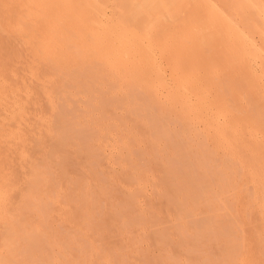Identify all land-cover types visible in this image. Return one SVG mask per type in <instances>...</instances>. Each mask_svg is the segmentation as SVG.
Segmentation results:
<instances>
[{"label": "bare ground", "instance_id": "bare-ground-1", "mask_svg": "<svg viewBox=\"0 0 264 264\" xmlns=\"http://www.w3.org/2000/svg\"><path fill=\"white\" fill-rule=\"evenodd\" d=\"M58 1L60 4H58ZM173 1L174 0H172V3H173ZM221 1H223V0H177V2L175 0V2L177 4L175 5L176 8H174V3L172 6H170V7L168 6L171 2V0H170V2H168L166 4L165 9L162 8L165 11L162 12L159 9L161 11L160 12V11H156L157 7L155 8V6H153V5H145L142 3H138L137 0H129L127 4L122 3V2L120 4H111L109 0H103L102 2H96V3H94L93 1H91L93 3H90L89 0H0V46L6 47V45L8 46L9 43H12L15 41L17 43V47H14L12 49L10 48V52L12 55H14L15 57L16 56L21 57L22 53H23L25 55L32 57L33 62L40 65V68H42V70H41L43 72L42 76L41 75L39 76V72L41 73V71L39 69H38L39 71H37L38 72L37 74L39 77H43L45 75L50 76V74L52 76L54 75L53 76L54 78L52 76H50V78L52 77L53 79H56V76L59 77V80H58V78L56 79V80H58V82L54 81L52 79L54 81V83L57 82L55 84H52L53 82L51 83L52 88L46 87L47 89L42 88V90L40 91L41 94L42 93L44 94V96L48 100V103H50V104L54 100H57V101H55L57 103V102H59L58 99L59 98L61 99V105H62V106H60L61 108L59 107L58 104L53 103V104H55L54 106L57 105V107H55V108L56 109L58 108L57 113H55L56 114L55 118H53L55 120L57 119V122L54 120V123H56V124H54L53 121H51V123H53L55 126L56 125L57 126L55 127V126H53V124L51 125V123H50V125H49L50 127L51 126L55 127V128H53L54 130L52 129V127L48 128V131H49V129H51L53 131L52 132L50 130L52 133L51 132L49 133L48 131L46 132V130H45L46 135H48V133L50 134L49 135L50 139L45 138L46 135H45L44 131H43L44 132L43 134L45 135V137H44V135L42 136L43 138H45L47 140V142L49 140V142L51 141L53 143V145H51V142L50 143L48 142L49 143L48 147L50 145L54 147V141H55V143L56 142L59 143V145H58V143L55 144V145H58L57 146L58 148L56 150H59V148L63 149L65 144L68 146V148H65L64 150L60 149V152L58 151L59 153H57L55 150H53L56 147H54V148L49 147L48 148V149H51L52 151H55V156H56V154L60 155L62 153L61 155L65 161H62L63 159L60 157L61 155L60 156L57 155L56 156L57 157L56 162L58 164L55 162L56 166H58L60 164L62 165V163L65 164L67 157H70V159L73 158L71 160H73L74 162L73 161L70 162L71 160L68 158L69 160H67V161H69V162L68 163L66 162V165L68 164V166H69V164H70L69 167L74 168L76 166L72 165V163L76 165L77 163L79 164L80 161H81V163H83V161H84L87 164L86 166L84 165V163L83 164L80 163V164L85 166V168L86 167L89 168V171H91V169H93V171H94L95 168H91V166L92 167H94V165L96 166V164H92L94 162V159H96V162L98 160L99 163L102 161V159L104 160L105 155H106L103 153V150L105 149L104 145H106L108 140H110L109 137L112 136V134H113L111 132L112 129H113V131L115 129L111 125L112 120L110 118L113 117V119H114V116H115V114L112 111V108L115 107L113 101H115L114 98L117 96L118 92L119 93L123 92L122 94L124 95V96H122L120 93V94H118V97H116V103H118V105L122 104L123 102L126 105L127 104L126 102L128 100L131 101L133 98H135L136 100L138 99L136 102L140 101L141 104H140L139 112H141V110H142V112H145L147 117L150 115V119H151V120H149V119L145 118V120L150 121V123L149 122L147 123L149 126V130L147 127V132L152 130L154 125H156L154 127L157 128L159 125H161L163 123L161 121V119H162L161 114L162 113L165 114V112L160 113V111L164 109L162 106L165 107L166 102H168V101H165V102L162 101L161 102L162 104L165 103L164 105H162L159 101L160 100L159 99V93L162 91V89L166 90L165 94L168 97L167 99L170 100V102H169L170 104H172V103H178L179 104L180 103L182 106H184L183 109L185 110V112L186 111L192 112L191 113L192 115L189 116L188 118L186 117L187 115L186 116L184 115L186 113L183 114L184 111L178 115L179 117L181 115V118L184 119V121H183L181 118L178 117V119L179 120L181 119V121H183L182 123L185 124V127L183 126L184 129L186 128L187 131H190L192 124H194L197 121H202L203 124H205V129L207 128L208 130H213V132H211V133H213V137H212V139L209 140V141H211V143H213V145L210 144V146L212 145V147L209 146L208 149L203 150L205 153L202 152L203 155H205L207 158H205V156L203 157V155L198 156L199 154H197L198 157L196 156V160L194 158L195 163L198 162V165H196L197 163L195 164V163H193V161H190V160H192V159H189L190 156H188L190 154V152L186 153L187 152L185 150L186 148L183 146L184 143L188 142V141L187 142L183 141L185 139L180 140L183 142V144H182V142L178 141L179 142L178 143L176 141L179 144V145L177 144L178 148L180 146L179 149H177V145H173V146H176V147H172V148H176L178 151V152L176 151L177 153L175 151H173V154H172L171 153L172 148H170L171 152L167 148L168 153L170 152L172 154L171 156H173L174 153H176L174 156L177 158L179 157V159H177V158L175 159V157L174 158L170 157V159H168V160L169 161L171 160V163L172 162L175 163V160L176 161L178 160V162H176V163H178V165L176 163L175 164L174 163H172V164L167 163L168 160H166V163L164 165L169 164L168 166H170V167L166 168L167 167V165H166L164 168V165L161 162V164L163 165L162 166L163 168H162L158 161H155L154 159H152V157L150 158L153 161L158 162L157 164H159V166H160L159 168H162V171L166 174V175L165 174L162 175L163 172H161V174L159 175L160 180H161V181L159 180L160 182L163 181L164 177H162V176H165L164 181L167 179L166 183H164V181H163V184H166V185L168 184V186H167L168 190L167 191L164 189V188H166V185H163L164 192L165 193L167 192V194H164V195H167V196H165L166 199L171 196L169 199H171L173 201V200H175V198L177 196H179V197L182 196L181 198L183 200L181 198L179 199L180 203H182V204L180 205V203L178 202L177 208H179V205L181 207L183 205V202L190 200V201H188V203L191 202L189 207L192 205L191 207L193 209L198 210V207L199 208L204 207V206H202L203 202H204V198H207V196L209 195V192L210 193H212L211 191L215 192L214 196L215 195L217 196V192H218V198L220 199L223 195L225 196L226 191L229 192V189L231 191V188H232L233 191H235L232 193V195L235 196L234 198L236 199V201L234 202L235 199H233V197H232L233 201L231 199V201H232V202H230L231 204L226 203L228 206L223 202L225 199L224 197H222V200L220 199L221 204H223L224 206L219 205L220 201L218 200V198L216 199L213 196L211 198L214 200L216 199L217 202L219 201L218 205L220 206V210L222 213L224 212V210L226 212V214L224 215L225 219L223 218L224 221L222 220L223 221L222 222L220 220V222H222V224H220L222 226L221 230H220V232L222 231L221 233L220 232L216 233V230L219 231L220 227H219V229H217V227L215 226L216 224L213 222L214 221L213 217L214 218L216 217L215 218L216 220L219 219L217 217H219L218 215L220 213V210L218 209V211H217V209H216V212H218V214L216 212L215 213L213 212L212 218H210L211 216L208 214V212L214 211V210H212L215 208L214 206H213L214 208L212 207L211 210L207 211V213H206L207 215H205V216H203L200 212V215L205 217L204 221L206 222V225H205L206 227L208 226L207 221L211 222L210 223L211 225H212V223H214L213 224L214 226H212V227H215V229H212L210 224H209V227L212 230H214V232L212 230H210L211 232H213L211 234V237H212V235L214 236V233H215V235H217L216 239H218V236H219L218 233L222 234L219 236V237H221L222 240L218 239V241L221 240L222 242L219 241V243H216V244H215V242L214 243L211 242V243L215 244L213 247H216V245H218L220 243L223 244V248H221L222 244H221V246H219L220 247L219 249L221 250V252L219 254H218V252L220 250L218 251V249L216 248L218 252L216 253V251H215V253L220 255V256H217V258L219 260L217 259V261H216L217 263H214V264H261L262 262H263L262 264H264V260L260 262V257H259V256H262L261 259L264 257V255H263L264 249L263 250L259 249L260 247H262L264 245V241H263L264 240L263 239V237H264V233H263V231H264V192H263V190H264L263 189V187H264V162H263L264 161V0H232L230 2L229 6H227L228 4L226 3L225 0H224V2L227 5L223 4L224 2L222 3ZM228 1H230V0H228ZM217 2L219 3V5L221 4L223 7L219 8L217 5ZM163 4L161 5L162 7H163ZM172 7H173V9H177V11H174L172 9L173 12H172V10H171V12H169L170 11L169 9H171ZM109 10H110V13H108ZM174 12L177 13L176 18H175V16L173 17V15H175ZM168 13H170V14H168ZM171 13H173V15ZM29 15H32V17L26 18ZM166 15H168V16L170 15L174 19L173 20H167V18L164 19ZM66 16H68V18ZM185 16H187V17H185ZM235 18H238L240 22L238 20L236 22ZM170 19H172V18H170ZM252 33H258V35H260V37H261L260 47L258 46L259 48L253 47L254 44H252V42L249 38L250 35H252ZM5 49H8V48H5ZM0 52H2V51H0ZM215 52H217V53L219 52V54L222 57H224L222 62L215 60L216 55L217 56L219 55V54H216ZM165 53L169 55V57H170L169 60L171 61V64L173 67V74L172 75L174 77L173 78L174 81H172V84L167 83V81H166L167 79L165 80V76L163 75L164 70L161 68L162 64L160 65V63H159L160 61L158 62V60H159L158 57L162 54H165ZM0 56H1L0 58L2 59V55H0ZM9 56L11 57V55H9ZM183 56H187L188 58L186 57V59L190 60L191 63L189 62L190 65L189 66L187 65L188 66L187 76L180 77V75H179L180 74L179 70H180V65H181L180 61H182L181 58ZM10 57H8V58H10ZM5 58H6V56H5ZM1 59H0V61H1ZM258 59L260 60L258 63L259 64L262 63L263 65H262L261 74L257 73L258 75H260L259 78L257 79V77H255L256 75L254 74L255 69L253 72V66H254L253 64ZM12 60L14 61V59H12ZM12 60L10 59V61H12ZM7 62H9V60ZM20 62H21V60L19 61V63ZM2 63H3V64H1L2 66H4L6 64L4 62V60ZM17 64H18V62H17ZM8 66H9V64H8ZM199 67L203 68L202 70L204 73L203 74L204 79L203 78H201V79L205 80L204 81L205 84L200 83V85H197L195 87L194 84L192 85V83L195 80V71ZM3 68H5L4 72L7 73V71H8L6 69L7 66L3 67ZM218 68H223L222 74L220 73L221 74L220 76L217 75ZM33 70H34V68H33ZM2 71H3V69L0 67V212H2L1 211L2 210V208H1L2 204L4 203L5 199L7 197H9L10 190L11 189L13 190L12 187L14 185L13 181H11V179H10V177H12V174L10 175V177H7L6 175H2L5 172V171L3 172V170L6 169V172L8 173L7 165L9 163V160H12L13 158L14 159L17 158L20 161L23 157H25L24 156L25 150H23V148H22L24 146V144H22L23 146H21V149H20V147L18 149L17 146H20V144H18V142L20 139L23 138L22 137L23 130L20 128V125H21L20 120H22L21 117H22V112H23L22 108H21V103L25 100L23 98L24 94L27 93L25 91L26 87H23V85L25 86V84H23V85L21 84L23 82L20 83V82L16 81L17 83L15 82L13 84L12 82H10V83H12V84H10L6 80H4V78L2 79V75L4 74ZM33 72L31 71V73H33ZM27 73H28V71H27ZM32 75H33V77H35L33 79H37V77L34 74H32ZM18 79H19V77H18ZM22 79H24V77ZM40 80H41V78H40ZM42 80H44V77L42 78ZM47 80H49V79H47ZM71 80H73L75 82L72 81L73 82L72 83V82H70ZM67 83L69 84L68 86H67ZM36 84H38V83H36ZM43 84H42V86L45 87ZM45 84L47 86V83H45ZM76 84H77V86H75ZM70 85H71V88H73L74 90H76V88H77V90L74 92H77L80 90L79 92H77V93H79L78 95H81L80 92L85 94V91L87 92L88 90L90 91L91 89H92L91 91H93V92L96 91L95 94L97 92H99L98 93L99 95L96 94V97H99V96L100 97H99V99L96 98V100H95V102H99L101 100L100 101L101 103L99 102L100 104L97 103L100 105V106L98 105V107H101V105L103 104V106H105L104 108H106V106L113 104V106H111L112 107L111 109H109V107H108L106 110L109 109L114 114V116H112L113 115L112 113L110 114L109 110L106 113V110L103 108V112L105 114H107V115H105V117L107 116L106 123H108V122L109 123L111 122V123L110 124L105 123V126H104L105 117L102 116L103 112H100V114L102 113V115H99V113H98L99 118H97L96 120H95V118H92V121L91 120L87 121L89 119V117L86 120L87 116L85 117V115H84V117H81L83 113L81 114V112H80L79 114H81V115H79L77 113L78 111H75L77 109V106H76V108L74 106L75 109L73 108V110L71 111L70 109H72V108H70L71 107L70 104L67 105L68 103H66L68 100H69L68 101L69 103L74 101V100L70 101L73 98L68 97V96L72 95L71 93H70L71 95L68 93L69 90L71 91V88H69V90H68V87ZM73 85H74V87H72ZM34 86H35V84H34ZM65 86H66L67 91H65ZM79 86L81 88H84L83 92ZM193 86L195 87V89ZM37 88H39V87H37ZM85 89H88V90H85ZM36 90L37 89H35V92H37ZM88 92H87V94H88ZM115 92L117 93L116 96H115ZM192 92H193V95L191 97L190 93H192ZM66 93L68 95L67 97L65 95ZM90 94L91 93L88 94L89 97H90ZM119 95H121V97H122L121 99H124V100H122V103H121V100L117 101L118 99H120ZM26 96H28V95H26ZM58 96H60L58 99H54V98H57ZM129 96H130V98L128 100L125 99V98H128ZM131 97H132V99H131ZM164 97H166V96H164ZM22 98L24 100H22ZM91 98H92V96H91ZM82 99H84V98H82ZM94 99H95V96H94ZM135 99H133V100L135 101ZM167 99L165 98V100H167ZM89 100H90V98H89ZM125 100H127V101H125ZM88 101L85 104V108L87 107L88 103L92 104V101H90V102H88ZM48 103H47L48 107L51 105L53 106V104L48 105ZM43 104H45V103L43 102ZM90 104L88 105L89 107H90ZM123 104L121 106H124ZM45 105H44V109L47 108V107H45ZM66 105H67V108H69V109L66 108ZM68 106H70V107H68ZM94 106H97L96 103L91 105V107H93V109L90 107L92 109V110L90 109L92 112H93L94 108L95 109L97 108ZM23 107L25 108V105H23ZM72 107H73V105H72ZM89 107H87V108H89ZM85 108H83V111ZM26 109L27 108H25V110ZM121 109H123V108H121ZM132 109L135 110L136 108H132ZM154 109H155V111H154ZM88 110H86L85 112H89ZM50 111H51V113H53L52 110H50ZM95 111H97V109ZM130 111H131V108H130ZM25 112H27V110ZM85 112H84V114H85ZM98 112H99V109H98ZM139 112H136V113H139ZM155 112L157 114L156 118H155V114H154ZM41 113H43V112L41 111ZM45 113H44V115H45ZM51 113L49 112V109H48V113H47L48 118H49V114L51 115L50 117H52L53 114H51ZM90 113H86V114L90 115ZM159 113H160V115H159ZM92 114H94V113H92ZM176 114H178V113L176 112ZM44 115H41V116H44ZM109 115L111 116L109 118V120H111V121H108ZM100 116H101V119H104V120L101 121ZM137 116L141 117L140 115H137ZM159 116H161V119L159 118ZM45 117H46V115H45ZM47 117H46V119H47ZM126 117H128V116H126ZM139 117H137V118L139 119ZM158 118H159V120H158ZM37 119H38V117H37ZM40 119L41 118H39V120ZM116 119H119V118H116ZM131 119H133V118H131ZM85 120H86V122H91V123L94 122V120L98 121V122L101 121V122L99 124H98V122H95L93 124L90 123L91 125L95 124L94 126L97 125L96 130H95V127L93 126V129H94V131H93V130H91L92 127L87 126V125H89L88 123L84 124ZM139 120L141 121L142 119H139ZM42 121H44V120H42ZM133 121H135V123H136V119ZM131 122H132V120H131ZM142 122H143V120H142ZM23 123H27V122H23ZM122 123L124 124V123H126V121L122 122ZM122 123L120 121L119 125L120 124L122 125ZM159 123H161V124H159ZM44 124H45V122H44ZM46 124H48V123H46ZM140 124H143V123H138V125H140ZM184 124H182V125H184ZM39 125H41V123ZM107 125H109L111 127H108ZM126 125H122V126L125 128ZM144 125L145 124L142 125V128L144 130H140L142 132L143 131L146 132L145 128L147 125L145 126V128H144ZM150 125H151V127H150ZM44 126H46V125H44ZM49 126H47V127H49ZM106 126H107V129L111 130V131H107V129L105 128ZM116 126L117 125H114V127H116ZM120 126H117L118 129L120 128ZM122 126H121V128H123ZM38 127L39 126H37V128ZM58 127H59V130H61V131L57 130ZM136 127L138 128L139 126H136ZM121 128H120V130H121ZM150 128H152V129H150ZM159 128H160V132H162V133H157V131L155 130L156 132H155L154 138H160L161 135L156 137L157 134H165V133L168 134L167 132L163 133L164 129L162 128V126H159L157 128V130ZM24 129H26V128L24 127ZM118 129H115V130L117 131ZM21 130H22V132H21ZM27 130L28 129H26V131ZM40 130L42 131L41 128H40ZM43 130H44V128H43ZM171 130H173V129H171ZM31 131L33 132V130H30V132ZM56 131H58V132H56ZM66 131L68 132V134L66 133ZM116 131H115V133H117ZM140 131H138V132H140ZM182 131L184 132V130H182ZM258 131H259L260 135L262 134L260 136L261 139H259V140L256 137V133ZM92 132L94 134L93 137L91 136ZM109 132H111L112 134ZM192 132H193V130H192ZM56 133H58L59 136ZM71 133L75 134L76 137L74 136V138H76V142H74L75 139L73 137H71L73 135ZM120 133L121 132H119V134ZM149 133H151V131ZM153 133H154V131H153ZM172 133H174V131H172ZM32 134H31V136H32ZM37 134H40V132ZM53 134L57 135L58 137L53 136ZM65 134H67L66 136H68L70 134V137L68 136L66 138ZM126 134H128V132ZM175 134H176V132H175ZM149 135H151V134H149ZM60 136H61V138H60ZM133 136L135 137L136 135H133ZM170 136H171V133H170ZM189 136L191 137L192 135L190 134ZM208 136H210V135H208ZM82 137H84L85 139L83 140ZM89 137H92V138H90L91 140L89 139ZM122 137H124V136H122ZM127 137H125V138H127ZM138 137L140 138V136H138ZM163 137H164V135H163ZM163 137H161L160 139H163ZM177 137H178V135L176 136V139H178ZM39 138L36 137L37 140H34L33 138L30 139V137L28 136V140L30 139V142H31V140H34V143L36 144V146H35V144L33 142H31V144L33 143V145L31 147L34 146L35 149L36 148L38 149L40 147L39 149H40V151L42 150L41 151L42 153H40V152L39 153L42 155L44 153V156H42L43 159L45 158V155H46L47 158H45L44 160H45V162H47L46 161V159H47V160H49V162H47L45 164L52 165L53 163H51V160L55 159V156L53 157L54 152L52 154V151H49V154H45V152L48 153V151H46L47 150L46 149L44 152V150H43L44 147H43V149H41L42 146H44L41 144L43 142V139L42 140L40 139L42 142L40 141V144H39ZM58 138H60V139L58 141H56ZM71 138H73V139H71ZM79 138L81 139V143H80ZM130 138L132 139V137H130ZM130 138H128V139H130ZM154 138H152V139H154ZM209 138H211V137H209ZM26 139H27V137H26ZM69 139H71V140H69ZM140 139H143V138H140ZM146 139H148L147 136H146ZM179 139H182L181 135H180ZM191 139H189L190 144H191ZM63 140H66L65 143H63ZM77 140L80 143V146H78L79 144L77 143ZM148 140H149L148 143L152 144L151 147L153 146V143L156 142V140H152V141H150V139H148ZM171 140H174V139H171ZM59 141H61V144ZM123 141H124V138H123ZM166 141H168V140H166ZM69 142L71 144L72 143L73 144L71 145ZM150 142H152V143H150ZM170 142H172L171 144L170 143L168 144L170 146L173 143L176 144L175 141L174 142L170 141ZM21 143H22V140H21ZM62 143L64 145H62ZM74 143H75V145H74ZM180 143L182 145H180ZM132 144H136V143L134 142ZM137 144H138V142H137ZM157 144L158 143H156V146H157ZM165 144H167V143L165 142ZM196 144L198 145L199 143H196ZM66 145H65V147H67ZM73 145H74V147H72ZM128 145L130 146V144H128ZM154 145H155V143H154ZM37 146H39V147H37ZM131 146H135V145H131ZM186 146H189V144ZM25 147H26V141H25ZM25 147H24V149H25ZM27 147L30 148L29 146H27ZM181 147H184V150ZM191 147H193V146L190 145V147H188V148H191ZM194 147H196V146H194ZM205 147L206 146H203V149ZM15 148L18 150H16ZM74 148H75V150H74ZM134 148H136V147H134ZM149 148L150 147L148 146V149ZM32 149H34V148H32ZM32 149H31V151H32ZM126 149L128 150V148H126ZM152 149H154V148H152ZM152 149H149L150 155L152 154V151H153ZM245 149H247V151H248L247 154H244V152L246 151ZM129 150H130V148H129ZM156 150L157 151L154 150V153H153L154 155H156V153H158L160 148L157 147ZM27 151H30V150L28 149V150H26V152ZM61 151H63V152H61ZM69 151H70V153L74 152L73 155L76 156L77 161L74 160L75 157L73 155L71 156L68 153ZM130 151H132V150H130ZM135 151H136V149H135ZM135 151H134V155L136 154ZM137 151L139 152L141 150L137 149ZM37 153H38V150L36 151V154ZM66 153H68V154L66 155ZM128 153L130 154L131 152H128ZM141 153H142V151H141ZM145 153H147V152H145ZM153 154L151 156H153ZM177 154H180V156H176ZM195 154L196 153H194V155ZM47 155L48 156L50 155L54 159L50 158V156H49V158L51 159L50 160ZM68 155H70V156H68ZM145 155L148 156L147 154H145ZM160 155H161V150H160ZM39 157L40 156L38 154L37 158H39ZM142 157H144V156H141L140 159ZM153 157H155V156H153ZM35 158H36V156H35ZM145 158H142V159H145ZM155 158H158V156ZM39 159L41 160V158H39ZM131 159L132 158H130L129 161ZM136 159L135 160L137 161V163L136 162L135 163L137 164L138 169H141V167L139 168L138 164L144 163L143 162L144 160L142 161V159H141V162H140V161H138V158H136ZM148 159H146V160H148ZM150 159H149V161H150ZM159 159H161V158L159 157L158 160ZM91 160H93V161H91ZM180 160H182V161H180ZM19 161L17 160L18 163H19ZM35 161H37V160L35 159ZM54 161H52V162H54ZM162 161L164 162L165 159ZM189 161L191 164L193 163L192 164L194 167L193 170H192L191 164H189L190 166L188 168ZM12 162H13V160H12ZM90 162H91V166H90ZM96 162H94V163H96ZM98 162H97V165L99 164ZM183 162H184V164H183ZM29 163L32 164V161ZM37 163H38V161H37ZM37 163H34V164L39 165ZM132 163H134L133 160H132ZM132 163L129 164L130 166L127 164V162H126L127 165H124V166H128L127 170H128V168H130L129 171L126 172L127 176L124 173V175L126 176L125 179L129 177L128 176V175H130L129 173L132 172L131 176H133V171H135L134 173L136 174V170H138V169L134 170L137 167L136 166L133 167ZM179 163L181 164L182 167L179 165ZM30 164H27V167L29 166L30 169L26 170V171L29 172L31 170H34L33 172L35 174L30 173V177H29L28 172H27L28 173L27 175L24 174L28 177V179H25L26 176L22 175V176H24V179L27 181L24 182L25 180L23 179L24 181H22V183H24V184H22V185L20 184V185H21V187L22 186H24V187L21 188L19 186L22 190V192L19 194L20 196L18 195L20 197V199H19L20 203L18 202L20 205L18 204L19 208H15V209L16 210L19 209L18 211H20V213L18 211H16L15 209H14V212L16 211L15 213L14 212L11 213L12 211H9L11 215L12 214H14V215L20 214V216H16V217L14 216V219L12 221L10 219L13 217L7 212L8 213L7 217H5L4 221H2L3 223H5V225H4V227L1 226L2 229L0 228L1 229L0 233H1V231L3 232V233H1L3 235H2V238H0V242H1V245H6V246H4L5 247L4 254H7V255H4V254H3L4 256L2 255L1 250L3 248L1 247V249H0V253H1L0 254V264H24L25 263L23 260L26 259L27 257H25V256L18 257L17 255L19 253H21V252H19L20 250L18 248H21V247L16 246V245H18V243L16 241L17 240L16 236H17L18 232L21 231L19 229H22L23 226H25V225L29 229L27 230L24 227L22 229L23 230L22 232L27 231L26 233L30 234V236L27 239L26 238L28 236V234H27L26 237L22 238L23 235H21V232H20V235L22 236L21 237L22 242H19V243L21 244L23 242H27L25 240H28V242H29V240H30L29 243L32 246H30L29 243L28 244L24 243L23 245H20V246L24 247V246L28 245V246H26L27 248H29V246H30V248L34 246L32 248V250H33L35 248V245H37L35 249H38V251H39V249H43V252H42V250L39 251V253L42 252L40 254V255L43 254L42 256H39V253L36 254L37 252L35 253V251H37V250H34V251L31 250L30 251V249H29V252H31L32 257H33L32 259L34 260L31 262V264H38L37 262H35L38 259L37 256H39V259H38L39 261L37 260L39 263H41V264L47 263L48 260H46V262L42 263L47 258V259H49V262H50V263L49 262L48 263L52 264L51 263V261H52L51 257L52 256L49 257L50 252L48 250L51 247V245L48 244L49 248L45 249V250H47L46 253H45V250L43 247L39 248V245L41 244V246H43V244H44V246H45V244L51 242L50 240H52V242H53V239L54 240H55V238H56V240L59 239L57 236H60L63 232V231L61 232L58 230L59 231L58 235L55 236V233L57 232L56 231L54 233V237H51V236H53L52 231L54 230V228L50 229V231H49V228L46 229L47 227H44V229L47 230L48 234L50 232V235H48L50 237L47 238V236L45 237L47 232L45 233V230L43 229V225L42 226L40 225L41 227L39 226L41 228L40 230H42V231H40L38 224H37L40 222H41L40 224H44L43 222H45V221L42 222L39 220L40 222H36L38 220H36L35 218H29V215H30L29 213H31L32 210H33L32 213L43 212V213H41L43 216L47 213L45 217H47V215H49L50 211L53 210V209H49L50 206H48V203H46L45 206H42L45 204V203L43 204L42 202H44V200H46L48 198H46V199L44 198V200L39 199L40 197L42 198L43 195L41 196V193H40V197H39V194H38L39 190L42 191L41 182L42 181L43 182L49 181V179H47V180L43 179L42 180V178H45V176L42 177L41 174L44 175L43 174L44 172H46V174H48L50 172L48 170H50V169L48 167H45V165H44L43 167H45L46 169L48 168V170L43 171V173H42V172H40V171H42V169L41 170L39 169V171H38L39 174H38L35 170H37V168H39L40 166L39 167L37 166L36 169H34V168L32 169L34 164H32V167L30 166ZM20 165H22V163ZM66 165H65V167H66ZM146 165H147V163H145L144 167L141 165L143 167L141 171H143L144 168L146 169V167H145ZM173 165L174 166L177 165L176 169H177V167H179V169H182L183 171H185V169H187L185 171L186 173L183 171L177 172V173L183 174V175L181 174L182 176L179 175V177H178V174L176 173V170H174L175 167ZM183 166L184 167L187 166V167L184 169ZM34 167H36V166H34ZM65 167H64V165L62 167H56L55 170H58L60 168V169H62V171H65V170H63V169H65ZM132 167H133V170H131ZM148 167H149V164H148L147 168ZM173 167H174V169H173ZM196 167L198 168V170H196L197 169ZM18 168H20V167H18ZM80 168H82V166ZM206 168L209 170H207ZM15 169H17V168H15ZM15 169H14V171H15ZM51 170H52V168H51ZM55 170H54V172H55ZM74 170H76V168ZM74 170H72V171H74ZM77 170H78V168H77ZM127 170H125V171H127ZM70 171H71V169H70ZM81 171L82 170L80 169V171H78V173L76 172V174L78 175ZM95 171H94V174L96 173V175H97V172H99V171L98 170H97V172H95ZM141 171L140 170L137 171V174L135 175V177L139 178V180H142V178L140 179V177L138 176V173ZM60 172H61V170H60ZM60 172H58V174ZM84 172H82V173H84ZM7 173H5V174H7ZM15 173L18 174L16 171H15ZM89 173L90 172H88V169H87V174L89 175ZM144 173L142 172L141 174L140 173L139 174L142 176L143 175L145 176L146 174H144ZM159 173H160V171H159ZM53 174H51V176ZM60 174H59V178L61 176V178H62L61 181L63 180V178L64 179L66 178V180H67V177L69 175L68 173H67V175H65L63 172L65 177H64V175H60ZM80 174L78 177H74L75 180L70 176L71 179L68 178V183H66V182H64V183L69 185L70 182L73 183L76 181V179L80 180V178H81ZM184 174H186V175L184 176ZM19 175H18V177H20ZM47 176L48 175H46V177ZM90 176L89 177L92 180L91 179H88V180L90 182H93L95 175L90 174ZM92 176H94V177H92ZM98 176H99V173H98ZM161 177H162V179H161ZM96 178L97 177H95L94 182H95V180H97ZM132 178L131 179L129 178L130 180L128 179L129 181L132 180L131 183L136 181L135 178L134 179H132ZM145 178H146V176H145ZM175 178H177L176 181H175ZM181 178H183V180H181ZM12 179L14 180L13 177H12ZM15 179H16V177H15ZM21 179H20V181H21ZM52 179H53V176H52ZM52 179H50V180H52ZM72 179H73V182H72ZM128 180H126V181L128 182ZM143 180H144V178H143ZM178 180H180V181H178ZM126 181H125V183H126ZM144 181H146V180H144ZM182 181H183V183H182ZM184 181H186L187 185H189V186L183 185V184H185ZM47 182H44L43 184L46 183V185H47L50 183V182L49 183H47ZM52 182H53V180H52ZM80 182H81V180H80ZM80 182L78 181L77 183H79V185H82L81 183H83V182H81V183ZM140 182H142V181H140ZM84 183H86V182H84ZM138 183L136 182V184L138 185V186L136 185L137 187H139ZM66 184H64V186ZM73 184L75 185V183H73ZM86 184H83V185L87 186ZM97 184L98 183H96V185ZM104 184H105V182H104ZM128 184H129V182L127 183V185ZM160 184H162V183H160ZM49 185H51V183ZM55 185H56V182H55ZM98 185L100 186L101 184H98ZM134 185H135V183H134ZM43 186H45V185H43ZM89 186H91V185H89ZM103 186L104 185H101L100 187L102 188ZM128 186H130V189H132V190H133V187H135V186H133V184H129ZM180 186H182V187L185 186V188H181ZM213 186H216L215 189H218V190H216V191H214L215 189L212 190V188H214ZM244 186H245V188H244ZM19 187H18V189H20ZM100 187H97V190L101 189ZM90 188H94V187L93 186L88 187V191L86 188L87 192L86 191L85 192L86 193L90 192ZM104 188H106V186H104ZM170 188L172 189V191H169ZM18 189H17V191H18ZM56 189H61V188H56ZM64 189H65V187H64ZM179 189H180V192L182 190L186 191L187 195L186 194L184 195V193H185L184 191H182L183 192V195H182V193L179 192ZM209 189L211 191H209ZM46 190L47 191L44 190L45 192L43 191V194H45L46 197L49 196L50 198H53L54 196L53 195H52L53 197L51 196L50 191L52 192V194H55V192L53 193V190L52 189L49 190L48 187ZM48 190H49V193H48L49 195L47 196ZM62 190H60L61 193H62ZM97 190H96V188L91 189L92 192H95ZM106 190L109 191V193H110V189L108 190V188H107ZM132 190L130 191L128 188L127 191L132 192ZM134 190H135V188H134ZM134 190H133L132 194L130 192H128L130 196H133L132 200H131L132 203L135 201L134 200V197L136 194L135 191L136 192L138 191L136 196L137 195L139 196V190H137V189L135 191ZM100 191L102 193L104 191L103 188L101 190H98V192H100ZM56 192H57V190H56ZM58 192L56 193V195L58 194ZM65 192L66 191H64L63 193H65ZM168 192H171V193L173 192V193L171 195V193H168ZM86 193L83 192V194H86ZM101 193H99V194H101ZM179 193H180V195H177ZM220 193H222L223 195H221ZM111 194H110V196H111ZM60 195H62V194H60ZM90 195H91V192H90ZM90 195H89V198L91 199L92 197H90ZM93 195H95L94 197L99 196L98 193L97 194L92 193V196ZM175 195H176V197H173ZM85 196H87V194ZM104 196L102 195V197H104ZM187 196L191 199H188ZM210 196L211 195H209V197ZM27 197H31V198H27ZM63 197H64V194H63ZM106 197H105L104 201L105 200L108 201V199H106ZM126 197H128V196H126ZM64 198L68 199L69 197L68 198L64 197ZM93 198L91 199V201L95 204L97 201L94 202ZM100 198H101V196H100ZM111 198H112V196H111ZM111 198H109V199H111ZM185 198H187V199H185ZM37 199H38V201H37ZM90 199H87V200L90 201ZM94 199L98 200L97 198H94ZM113 199L114 198H112V201H113ZM209 199L207 198V201L205 199L206 203L204 202V205L206 204V206H207L208 202L214 203L213 201H209ZM228 199H230V198H228ZM8 200H10V199H8ZM8 200L6 202H8ZM35 200H36V202H40L42 200L41 203H38V204H40V206H38L37 203H36L37 205L35 204ZM77 200L79 201V200H81V198L77 199ZM77 200H74V202H76ZM136 200H137V198H136ZM177 200H178V197L176 199V202H177ZM181 200H182V202H181ZM84 201H86V199ZM91 201H90V203L88 202V204H91ZM115 201L113 202L114 203L113 209L115 208L116 203L119 204L118 202H115ZM123 201H125V199ZM127 201H129V199ZM192 201H193V204H192ZM201 201H203L202 204H200ZM237 201L240 202L238 204V207L240 206L239 211L243 215L247 213V212H244V210L245 211L247 210L248 212L250 211V213L249 214L247 213L248 215L247 214L246 215H247V217L250 215L248 218L251 217V220L254 222L253 223L254 227L251 230L249 229L253 226L251 224V220H250V222H248V224H251L250 225L251 227L248 224H247V226L244 224L241 225L242 224L241 223L242 218L240 215L241 213L238 212V207H237V209H236V207H231V208H234L235 211H234V209H230V206H234L233 202L235 203V206L237 205L236 204ZM77 202H76V204H77L76 207L80 206V204H81V206L83 205L86 208L87 201L82 202V203L79 202L80 204ZM108 202H106L105 205ZM176 202L173 201V203H172L173 206L177 205ZM217 202H215L214 205H216ZM83 203H85V204H83ZM126 203H125V205H126ZM170 203H171V201H168V204H170ZM6 204L9 205V203H6ZM109 204H110V202H109ZM109 204L106 205V206H108V208L105 209L106 211L108 209L112 210V207ZM172 204H171V206H172ZM194 204L195 205L199 204V206L197 205V207H196ZM33 205L37 206V207L35 206L37 209L35 212L33 209ZM185 205H187V204H185ZM212 205L213 204H211V206ZM94 206L97 208L96 204ZM20 207H22V208H20ZM39 207H42L43 210L40 209ZM44 207H45V210H44ZM84 207L83 208L78 207L77 209L80 208L82 211L84 209ZM90 207L93 210V212L94 211L97 212L96 210H94V208H92L93 206L90 205ZM184 207L185 206L183 205L182 208L184 209ZM216 207H218V206L216 205ZM38 208H39V210H38ZM104 208H105V206H104ZM120 208H123V207H120ZM182 208H181V210H182ZM192 208H190V210H191L190 212L188 211L190 213V215L193 213L194 214L197 213V210L196 211L194 210L195 212H193ZM6 209H4V210L7 211ZM8 209H11V208H8ZM21 209L23 210L24 213L26 212V215L29 214L26 217V219L27 220L29 219V222L30 221L33 222V220L35 219V223H32V224L29 223L31 225L28 226L29 225L28 221L26 223V219L24 218L25 215H24V213L22 214ZM77 209H75V207H74L75 211H79ZM88 209H89V205L87 206V210ZM119 209H117V210H119ZM169 209H170V207H169ZM172 209H175V208H171L170 210L173 211ZM185 209H188V207L186 206ZM222 209H223V211H222ZM87 210L85 209L83 212H85ZM115 210L113 211V214H115V215L111 214L112 211H108L107 213L111 212L109 214H111L112 217L116 216L117 214H118V216H120L122 211L120 210L121 213H120V211H118V213L116 214ZM127 210H131V209L128 208ZM175 210L173 212L178 211V209L176 211ZM179 210H180V208H179ZM230 210L234 211V212H231ZM89 211H91V210L89 209ZM185 211L187 212V210H185ZM202 211H205V210H202ZM27 212H29V213H27ZM44 212H45V214H44ZM83 212H82V215H81V212L80 213L78 212L80 215L77 213L79 216V217L77 216V218H76L77 222L78 221L83 222L84 219L86 220L87 218H89V216L86 218L85 214L83 215ZM88 212H85L86 216L87 215H92V216L95 215L92 212H91L92 214H90ZM128 212L129 211H127V213ZM130 212H132V210ZM180 212L182 213V212H184V210L178 211L175 214L180 215L181 214ZM186 212L182 213L180 215V217L177 215L179 219L183 220V222H184V219H182V217L185 218L184 216H186V214H187V216L189 215V213H186ZM198 213H199V211H198ZM1 214H3V213H1ZM36 214L38 215V213H36ZM203 214H205V212H203ZM4 215L5 214H3V216ZM42 215H39L38 218L41 219L43 217ZM127 215L129 217L131 216V218H132L133 214L132 215L127 214ZM182 215H184V216H182ZM10 216H11V218H10ZM118 216H116L117 219L120 218V220H121V218H122V220H123V217H124L123 214H121L122 217H118ZM125 216H126V214H125ZM128 216H126L127 219H128ZM133 216L135 217V215H133ZM177 216H175V217L177 218ZM17 217H19V219ZM31 217H34L33 214ZM35 217H37V216H35ZM82 217H84V218L82 219ZM112 217H110V218L112 219ZM154 217H156V216H154ZM193 217H195V216H193ZM206 217L207 218L209 217L210 220H207ZM242 217H243V220H245L244 216H242ZM22 218H24V219H22ZM93 218H94V216H93ZM137 218H139V216ZM0 219H1V215H0ZM30 219H32V220H30ZM43 219H44V217H43ZM47 219H49V218H47ZM79 219H81V220H79ZM117 219L114 218L115 223H116ZM157 219H156V221H157L156 223L158 224L159 219L158 220ZM190 219H192V217ZM190 219H188V220H190ZM212 219H213V221H211ZM240 219H241V221H240ZM1 220H3V219H1ZM1 220H0V222H1ZM16 220H17V222H16ZM44 220H46V218ZM88 220L90 221L91 218ZM120 220L118 219L117 221H120ZM132 220L134 221V219H132ZM138 220H140V219H138ZM196 220H199V219H196ZM18 221L20 222V224H24V223L25 224L21 226L20 224H18L19 223ZM22 221H24V222H22ZM111 221L114 222L113 220H111ZM126 221L127 222H125V223L129 224L128 221H130V220H126ZM133 221H132V223H134ZM200 221L203 222V220H199V222ZM245 221H247V220H245ZM248 221H249V219H248ZM14 222L17 223L15 225L19 228L18 229L19 231L17 230L16 226H15L16 229L14 228V225H13ZM80 222H78L79 225H82V224L87 225L88 224L87 220L85 223L80 224ZM202 222H200V225L203 226V228L200 227V229L202 228L203 231H205L204 230L205 222H203V223ZM3 223H2V225H3ZM70 223H69V225H70ZM90 223L92 225V222H90ZM90 223L87 226L91 227ZM115 223H113V224H115ZM185 223L189 224V225H187L188 230H189V226L192 225L194 222H192V224H190L189 221H187ZM185 223H184V225H185ZM217 223H219V222L217 221ZM72 224L77 225V223H73V222H72ZM176 224H177V222L175 223V225ZM197 224L199 225L198 222L194 223L195 226H197ZM49 225L51 226V224H49ZM49 225H47V226H49ZM117 225H119V224L117 223L115 228L117 227ZM123 225L124 224H122V227H123ZM184 225L180 226V227L183 228ZM19 226H21V228ZM44 226H46V225H44ZM70 226L72 227V225H70ZM77 226H73V230H72L73 232H70V234L72 233L71 235H67L69 233L67 231L68 228H67V230H65V231H67V234L65 231H64L65 233L63 232V235L66 234L67 236H72L71 240H70V238H68L69 239L68 240L66 237H65L66 239H63V237H62V239H60V240L61 241L65 240L66 242H64V243H67L68 241L70 243L73 240V238L75 237V238H77V242L79 243V245L81 244L83 246V245L87 244V247L89 248L92 245L91 241L93 239L91 241L89 239L88 241H86V244H84L83 243L84 241L81 238V236H82L81 233H80L81 236L78 235L80 232L79 229L81 227L80 226L77 227ZM129 226H130V224H129ZM187 226L185 225V227L183 229L184 231H186L185 228L187 229ZM90 227H86V228L88 229ZM178 227H179L178 225L175 226V228H178ZM192 227H194V226H192ZM192 227H190V229L193 232ZM209 227H207V229H208L207 234L211 233V232H209V229H210ZM86 228L84 229L85 231L87 230ZM169 228L173 229L174 227L170 226ZM194 228L197 229L199 227L197 226ZM59 229L61 230V228H59ZM62 229L64 230V228H62ZM117 229H118V227H117ZM120 229L121 228H119V230H118L119 232H120ZM126 229H128V228H126ZM202 229L201 230L198 229V230L202 231ZM82 230H83V225H82ZM158 230H160V231H156V232H161V229H158ZM167 230H168V227H167ZM16 231H17V234H15ZM90 231H92V229ZM162 231H163V229H162ZM175 231H177V230L175 229ZM178 231H179L178 233H184V231L181 232L182 230L180 231V229ZM154 232H155V230H154ZM26 233L25 234L23 233L24 236L26 235ZM59 233H60V235H59ZM196 233L198 234L199 232L196 231ZM87 234H88V231L86 232V236L88 237L91 235L90 233H89L90 235H87ZM165 234H166V232H165ZM199 234H201V233H199ZM205 234H206V232H205ZM20 235H19V237H20ZM162 235L164 236V234H162ZM168 235L166 234L165 236H168ZM77 236L80 237L79 240H78ZM156 236L158 237L161 235L157 234ZM92 237L93 236H91V238ZM186 237L188 238V235L185 236V238ZM199 237H202V236H199ZM199 237L197 236L196 238L200 239ZM203 237H204V239H206V241L210 242L209 237H208L209 240L207 239V237L206 238H205V236H203ZM21 238H19V241L21 240ZM45 238H47L49 240V242L46 243L47 239H45ZM159 238L162 239V237H159ZM196 238H194V239H196ZM213 238L215 239V237H213ZM38 239H41V240H38ZM164 239H165V237H163L162 240H164ZM166 239H168V237H166ZM188 239L190 240V238H188ZM14 240H15V246L17 247V248L15 247V248L19 250L18 254L15 252L17 254L16 256L14 254L15 258L12 257V255H10V253H12L13 251H17V250L16 249L14 250V248L8 249L9 247L14 246V245L10 246L13 244ZM35 240L36 241L38 240L39 245L36 243ZM187 240H186V242H189ZM201 240L203 241V238L200 239V241ZM39 241H42L43 244L40 243ZM44 241H45V243H44ZM74 241L76 243L75 239H74ZM94 241H95V238H94ZM206 241H203V242H206ZM211 241H213V239ZM32 242H33V244H32ZM52 242L50 244H53ZM89 242L91 245L90 244L88 245ZM96 242L93 243L94 246H92L89 250H88V248L86 249V247H84L86 250L85 251L84 248H82V246H78L79 249H77V250L75 249L77 252H75V251H72V252L78 253V250L81 251V249H83L82 250L83 254L85 251L86 253H89L90 255H92L93 253L96 254V252H101V251L103 252L104 249L108 250L107 247L110 246L109 244H108L109 246L105 245L104 247H106L107 249L104 248L103 250H101L100 247H98L100 249H96L97 247L94 248L95 244H97ZM190 242H191V240H190ZM194 242H195V240H194ZM200 243L202 245H204L202 242H198V244L195 242L194 244L199 245ZM55 244H57V243H55ZM67 244H65L66 247L70 246L69 244L68 245ZM194 244L192 243L193 247H194ZM206 244L207 243H205V245ZM98 245H100V244L98 243L96 246H98ZM7 246H9V247H7ZM62 246L63 245H61L60 248H62ZM71 246H73V245H71ZM199 246L201 248V245H199ZM45 247H47V245ZM110 247H113L112 249H114L115 247H118V246L115 245V247H114L113 245H111ZM123 247H125V245L122 246L121 248H123ZM51 248H53V247H51ZM60 248H58L59 251H62ZM95 249H96V251H95ZM123 249H125V248H123ZM6 250H10V251L13 250V251L9 253ZM25 250L27 251L28 249H25ZM66 250L67 249H65V251ZM109 250L111 251V249H109ZM109 250H108V253L110 252ZM114 250H116V248ZM121 250L118 251L120 253V256H121V253L125 252L123 250H122L123 251L122 252ZM213 250H215V249H213ZM260 250H262V253H263L262 255L260 254V252H261ZM63 251H64V249H63ZM82 251H81V253H82ZM2 252H3V250H2ZM112 252L115 253L113 250H112ZM112 252H111V254L110 253L109 254L113 260L115 256H112ZM118 252L115 255H118ZM81 253L79 252V255L81 256V262L83 261V259H85V263H86L89 260V259H86V258H88L89 254L86 258H84L85 256L83 255L84 257H82ZM104 253H105V251H104ZM104 253H100V254H96V255L93 254V255L95 257H97V255H98L99 260L104 261L106 259V260H108L109 264H112L109 262V260L111 261V259H108L109 254H106V255H108V256H106ZM106 253H107V251H106ZM35 254L37 256L34 259ZM63 254L65 256L68 255V253L67 254L62 253V256H63ZM8 255H9V257H7ZM22 255H26V253L25 254L22 253ZM76 255H74V256L76 257ZM93 255H92V257H93ZM125 255H126V253H125ZM202 255L203 254H200L199 257ZM204 255H207V257L209 255L211 256V254H204ZM23 257H24V259H23ZM42 257H45V259L43 258L44 260H41ZM64 257L61 259L64 260ZM95 257H93L92 259H94ZM126 257H129L128 254H127V256H125V259H126ZM170 257L176 258L177 256L172 255ZM207 257L205 256L206 260H203V264L206 262L211 263L210 261L207 260V259H209ZM212 257H213V255H212ZM13 258H14V260H13ZM20 258H22V259H20ZM29 259H31V258H29ZM29 259L27 258V260H29ZM67 259H68V257L65 258V262H67ZM122 259L123 258H121V260ZM166 259H169V258H166ZM54 260H55V257H54ZM56 260H59V259L57 258ZM70 260L71 259H69V261L66 264L71 263ZM106 260H105L106 263L101 261L98 264H104V263L108 264ZM119 260H120V258H119ZM119 260H118V262H119ZM170 260H171V258L169 260H167V261L165 260V261L170 263V262H172ZM55 261H53V264L55 263ZM78 261L80 263L79 259H78ZM204 261H206V262H204ZM214 261L215 260H213L212 263ZM26 262H29V261H26ZM91 262H92L91 264H96L95 262L93 263V261H91ZM174 262L177 263L178 261L175 260ZM60 263L62 264V262H60ZM63 263H64V261H63ZM119 263H122V262L120 261ZM27 264H29V263H27ZM81 264H84V263H81ZM87 264H89V263L87 262ZM114 264H116V263H114ZM201 264H202V262H201Z\"/></svg>", "mask_w": 264, "mask_h": 264}, {"label": "rangeland", "instance_id": "rangeland-1", "mask_svg": "<svg viewBox=\"0 0 264 264\" xmlns=\"http://www.w3.org/2000/svg\"><path fill=\"white\" fill-rule=\"evenodd\" d=\"M90 1V3H96V2H102L103 0H89ZM91 1H93V2H91ZM110 1V3L111 4H120L121 2L122 3H125V4H127L128 3V1L129 0H109ZM164 1V2H163ZM137 0V2L138 3H142V4H145V5H153V6H155V8H156V11H162V12H164L165 10V7H166V4L168 3V2H170V0ZM226 1V3L228 4H225V2H224V0L223 1H221L223 4H225V5H227V6H229L230 5V2L232 1V0H230V1H228V0H225ZM76 2V1H75ZM176 2H177V0H176ZM175 2V0L173 1V3H174V8H176L175 7V5L177 4ZM220 2V3H221ZM229 2V3H228ZM165 5H164V4ZM173 3H172V0H171V2H170V4L168 5L169 7L170 6H172L173 5ZM57 4V3H56ZM58 4H60L59 3V1H58ZM163 4V7L161 6ZM217 5H218V7L219 8H222L223 6L220 4L219 5V3L217 2ZM167 6V7H168ZM168 7V8H169ZM162 8H164V9H162ZM160 9V10H159ZM173 9V7L171 8V9H169L168 11L169 12H171V10ZM174 11H177V9H173ZM173 10H172V12H173ZM160 11V12H161ZM108 13H110V10L108 11ZM107 13V14H108ZM175 13V12H174ZM168 14H170V13H168ZM172 15H173V13H171ZM170 16V15H169ZM168 15H166L165 16V18L164 19H166L167 18V20H173L174 18V16H175V18H176V16H177V13H175V15H173V17H169ZM31 18L32 17V15H29V16H27L26 18ZM67 18H68V16H66ZM65 17V18H66ZM185 17H187V16H185ZM163 18V17H162ZM170 18H172V19H170ZM236 19V22H237V20L239 21V19L238 18H235ZM240 22V21H239ZM241 25V24H240ZM250 40H251V42H252V44H254V46L253 47H255V48H257L258 46L260 47V44H261V37H260V35H258V33H252V35H250ZM11 40V39H10ZM12 42V41H11ZM4 47V48H3ZM14 47H17V43L14 41V42H12V43H9L8 44V46L6 45V47L5 46H0V51H2V52H0V55H2V59H1V63H0V65L1 64H3L2 62H3V60H4V62L6 63L8 60H9V62H7L5 65L7 66V73L6 72H4V69L5 68H3V67H6L5 65L4 66H0L2 69H3V75H2V79L4 78V80H6L8 83H10V82H12L13 84L17 81V82H23V83H21L22 85L23 84H25V86L23 85V87H26L25 88V91L27 92V93H25L24 94V96H23V98L25 99H23L22 98V100H24L22 103H21V108H22V117H21V119L22 120H20V128L23 130V135H22V139H20L19 140V142H18V144H20V146H17L18 147V149H19V147H20V149H21V146H23L22 144H24V146L22 147L23 148V150H25L24 151V156L25 157H23L20 161H19V159H12L13 160V162H12V160H9V163H8V165H7V171H8V173L6 172V169H4L3 170V172H4V174H2V175H6L7 177H10V175L12 174V177L14 178V180L12 179V177H10V179H11V181H13V183H14V185H13V190L11 189L10 190V194H9V197H7L8 199H10V200H8L7 198L5 199V201H4V203L2 204V212H0V215H1V219H3V220H1V222H0V228L2 229V227L1 226H3L4 227V225H5V223H3L2 221H4V218L5 217H7V214L9 213L10 214V212L9 211H12L11 213H13L14 212V209L15 208H19V206H18V204L20 203L19 202V199H20V193L22 192V190H21V188H23L24 186H22L21 187V185L22 184H24V183H22V181H24L25 179H28V177L26 176L28 173H29V177H30V173H34L33 171L34 170H31V171H26V170H29L30 168H29V166L27 167V164H30L29 162H31L32 161V164H34V163H37V161H38V163L37 164H39V165H36V164H34L33 165V167H32V164H30V166L32 167V169L34 168V169H36L37 168V166L39 167V168H37V170H35L37 173H38V171H39V169L41 170L42 169V171H40V172H42L43 173V171H47L48 170V168L50 169V170H48V171H50L48 174H46V172H44L43 174L44 175H42L41 174V176L42 177H44L45 176V178H42V180L44 179V180H47V179H49V181L47 182V181H44V182H47V183H51V185H49V184H47L46 185V183L45 184H43L44 182L42 181L41 182V186L43 187H41V189H42V191H38V194H39V197H40V193H41V196L43 195V197L41 198H39V199H43L44 200V198L46 199V198H48V199H46V200H44V202H42L44 205H42V206H45L46 205V203H48V206H50V208L49 209H53V210H51L50 211V213H49V215H47V217H45L46 216V214H45V212H44V216L41 214V213H43V212H41V213H39V212H35L37 209H36V205L38 204V203H41V201L40 202H36V200H35V204L36 205H33V209H34V212L35 213H32L33 212V210L31 211V213L33 214V216L34 217H31L32 216V214L31 213H29V212H27V213H29V214H27L26 215V212L24 213L23 212V210L21 211L22 212V214L24 213V215H25V219H26V217L29 215V218H35L36 220H38V221H36V222H40V221H45V222H43L44 224H40V223H37L38 224V227L41 225H43V229H44V227H47L46 229H48L49 228V231H50V229H53L54 228V230L52 231V233H53V236H51V237H54V233H55V236L56 235H58V232L59 231H65V230H67V228H68V234H67V231H65L66 232V234L67 235H71L70 234V232H73L72 230H73V226H77V227H81L80 229H79V236H81V238H82V240L84 241L83 243L84 244H86V241H88L89 239H90V241L92 242V245L90 244V242L88 243V245L90 244L91 246L88 248L87 247V244L86 245H79V243L77 242V238H75L74 236V238H73V240L69 243V241L67 242L70 246H68V247H66L65 246V244H67V243H64V242H66L65 240H60V239H62V237H63V239H68V238H70V240H71V237L72 236H67L66 234L65 235H63V232H62V234L60 235V233H59V235L60 236H57L59 239H57L56 240V238H55V240L53 239V242H52V240H50L53 244H50L51 242H49V240L47 239V238H49L50 236H48V235H50V232H49V234H48V232H47V230L46 229H44L45 230V233H46V235H45V237L47 236V238H45V239H47L46 240V243L47 242H49V243H47V244H45V246L47 245V247H45L44 246V244L42 243V241H39L40 243H42L43 244V246H41V244L39 245V243H38V240H41V239H38L37 241H36V243L39 245V248L41 247H43L44 248V250L46 249V248H49L48 247V244L49 245H51V247H53V248H49L48 250H49V252H50V256L49 257H51V263L53 264V261H55L57 258L59 259V260H56L55 261V263L54 264H61L60 262H62V264H66L68 261H69V259H71L70 260V262L72 263V264H81V263H84V264H87V262L89 263V264H91L92 262L91 261H93V263L95 262L96 264H98L99 262H101L102 260H99V258H98V255H97V257H95L94 255H96V254H100V253H104V251H105V255L106 254H111V252H112V250L115 252V253H113L112 252V256H115L114 257V261L112 260V258H111V256H110V254H109V257H108V259H111V261L109 260V262L110 263H112V264H114V263H116V264H174L175 262V260H177L178 262V264H201V262H202V264H203V260H206V258H205V256L207 257V255H204V254H211V256L209 255L207 258H209V259H207L208 261H210L211 263H208V262H206V261H204V262H206L207 264H214V263H217L216 261H217V256H220V255H218L220 252H221V250L219 249L220 247L219 246H221V244L222 243H220V244H218V245H216V247H213L216 243H219V241L220 242H222L221 240V237H219L220 235H222V234H220L221 232H220V230H221V225L220 224H222V222L224 221V215L226 214V212H225V210H224V212L222 213L221 212V210H220V206L219 205H222V206H224L223 204H221V201H220V199L222 200V197H224L223 199H224V203L226 204V203H229V204H231L230 202H232L233 201V199H235L234 197V195H232V193L233 192H235V191H233V189L231 188V191H230V189H229V192L228 191H226L225 192V196L222 194V193H220L221 195H223L220 199L218 198V192H217V196L215 195L214 196V194H215V192H213V191H211L210 189H209V191H211L212 193H210L209 192V195H211L210 197H209V195L207 196V198L209 199V201H213L214 203H211V204H213L212 206H211V204L208 202V204H207V206H206V204L204 205V202L206 203V201H207V198H204V202L203 201H201V203L200 204H202V202H203V205L202 206H204V207H201V208H199L198 207V210H197V213H198V211H199V213L197 214V213H193V214H191L190 215V208H192L191 206L189 207V205H190V203H188V201H190V200H188V201H185V202H183V205L186 207H188V209H185V207H184V209L182 208V206L180 207V205L182 204V203H180V198L182 197H179V196H177L178 197V200H177V202H176V199H177V197H176V195L175 196H173V197H176L175 198V200H173L174 202H176L177 203V205L176 206H173V201L171 200V199H169V198H167L166 199V197L165 196H167V195H164V194H167V192L165 193L164 192V189L167 191L168 189H167V186H168V184L166 185V184H163V181H164V178H165V176H162V177H164L163 178V181L162 182H160L161 180H160V174H161V172H163L162 171V166L166 163V160H168V159H170V157L172 158H174L175 156V154L178 152L177 151V149H179L180 148V146H179V148H178V143L179 142H182V141H180V140H183V139H185V140H183V141H188L187 143H184L183 144V142H182V144H183V146L186 148L185 150L187 151H185L186 153H188V152H190V154L188 155V156H190V158L189 159H192V160H190V161H193V163H195V160H196V156H197V154H199L198 156H202L203 155V153L202 152H204L203 150H205V149H208L209 148V146H210V144H212L213 145V143H211V141H209L210 139H212V137H213V133H211V132H213V130H208L207 128V130L205 129V124H203V122L202 121H197V122H195L194 124H192V126H191V128H190V131H187V129L185 130L184 128H183V126L185 127V124L184 123H182L183 121H184V119H182L181 118V115H180V117L178 116L180 113H182L183 111V114L184 113H186V114H184L187 118L189 117V116H191L192 114V112H190V111H186L185 112V110L183 109L184 108V106H182L180 103L178 104V103H172V104H170L169 102H170V100H168L167 98V95L165 94V92H166V90H164V89H162V91L159 93V101H160V103L163 101V102H165V101H168V102H166V104L168 105H166L165 103H161L162 105H164L165 104V107L164 106H162L164 109L163 110H161L160 111V113L161 112H165V114L164 113H162L161 114V116H162V119H161V116H159V118L161 119V121L163 122H161V123H159V124H161V125H159V126H162V128L164 129V132L163 133H165V132H167L168 134H157L156 135V137L157 136H160V138L161 137H163V135H164V137H163V139H160V138H154L155 137V132L157 131V133H162V132H160V128L157 130V128L159 127H157V128H155L154 126H156V125H154L153 126V129L152 128H150V129H152V130H150L151 131V133H149V132H147V127H148V130H149V126H148V122L150 123V121L149 120H151L150 119V115L147 117V115L145 114V112H142V110H141V112H139V110H140V101L139 102H136L137 100L135 99V98H133V99H135V101L132 99V97H131V101L130 100H128L129 98H130V96L128 97V98H125V99H127V100H125V101H127L126 103V105H125V103L123 104L122 103V100H124V99H121L122 97H121V95L122 96H124L121 92V95H119L120 97V99H118L117 101H120L121 100V103L124 105V106H121L122 104H120V105H118V103H116V97H118V94H120L119 92H118V94L115 92V96H116V94H117V96L114 98L115 99V101H113L114 102V106L115 107H111V106H113V104H111V105H109V106H106V108H104L105 106H103V104L101 105V107H98V105L101 103L100 101V103L99 102H95V100H96V98H98L99 99V97H96V94L97 95H99L98 93L99 92H97L96 94H95V92L96 91H89L88 89H85V90H88L87 92H88V94L89 93H91L90 94V97H89V95L87 94V92L85 91V94L84 93H81L80 92V94L81 95H78L79 93H77V92H79V91H77V92H74V91H76L77 90V88H76V90H74L73 88H71V85L68 87V90H69V88H71V91L69 90V94L72 96H68L67 95V93L65 94L66 95V97L68 96V97H70V98H73V99H71L70 101H73V102H71V103H69L68 101L66 102V103H68L67 105H69L70 104V106H68V107H70V108H72V109H70L71 111L73 110V108H74V106H75V108H76V106H77V109L75 110V111H78L77 113L79 114L80 112H81V114H82V116L81 117H84V115H85V117L87 116V118H86V120L88 119V117H89V119L87 120V121H92V118H95V120L97 119V118H99L98 116L99 115H102V113L100 114V112H103V108L106 110L108 107H109V109H111L112 108V111H113V113L115 114V116H114V114L109 110V112H110V114L112 113L113 115L112 116H114V119H113V117L112 118H110L111 116L109 115V117H108V121H111L110 123H111V125L113 126V128H115V129H118V127L117 126H120L119 125V123H120V121H121V123L122 122H125L126 121V123H122V125H126V127L124 128L122 125V127L123 128H121V126H120V128H121V130H120V128L116 131L115 129H114V131H113V129H112V131L111 130H108L107 129V126L108 127H111V126H109V125H107L105 128L107 129V131H111V132H109V133H111L112 134V136H110L109 138H110V140H108V142L106 143V145H104V150H103V153L104 154H106L105 155V158H104V160L102 159V161L99 163L98 162V160H97V162L99 163L98 165H97V162H96V159H94V162H96V163H92V164H96V166L94 165V167H92L91 166V162H90V166H91V168H95V170L97 169L99 172H97V170L95 171V172H97V175H96V173L94 174V171H93V169H91V171L93 172H91V171H89V168H87L88 169V172H90L89 173V175L87 174V169L85 168V166L87 165L86 164V162H84L83 161V163H84V165L85 166H83V165H81V164H83V163H81V161H80V165L82 166V168H80L81 166L77 163L76 165L75 164H73L72 163V165H74V166H76V167H74V168H72V167H69L70 166V164H69V166H68V164L66 165V162L68 163L69 161H67V160H69L70 159V157H67V159H66V162H65V164H63L62 162V165L60 166V165H58V166H56L55 164L57 163L56 161H57V155H59V154H56V156H55V151L57 152V153H59L60 152V149L61 148H59V150H56L58 147V145H59V143L58 142H56V143H58V145H55L56 143H55V141H54V147H56V148H54L53 146H51V145H53V143L51 142V145L49 146V147H53L54 149L53 150H55V151H52L51 149H48L49 147H48V145H49V140H48V142H47V140L45 139V138H49L50 136V132L52 131L51 129H49V131H48V128H51L52 127V129L53 128H55L56 126L54 125V124H56V123H54V120L55 119H53V118H55V113H57V111H58V108L56 109L55 107H57V105L56 106H54L55 104H58L59 105V107L60 106H62L61 105V99L59 98L60 96H58L57 98H54V99H58L59 100V102H55V101H57V100H52L53 102H51V104H53V103H55V104H53V106L50 104V103H48V100L46 99V97L44 96V94L42 93L41 94V90H42V88H45V89H47V88H52V84H55V83H57L58 82V80H59V77L58 76H56V79L58 78V80H56V79H53L54 77V75L52 76L51 74H50V76H52L51 78H50V76L49 75H45V76H43L44 77V80H42V78L43 77H39L40 75L42 76V68H40V65H38V64H36V63H34L33 62V58L32 57H30V56H28V55H25V54H23L22 53V56L21 57H15L14 55H12L11 54V52H10V48L12 49V48H14ZM258 47V48H259ZM5 48H8V49H5ZM6 56V58H5V56L3 55V54ZM8 53V54H7ZM216 54H219V52L217 53V52H215ZM214 53V54H215ZM8 55V56H7ZM9 55H11V57L9 56ZM13 56V57H12ZM215 56V55H214ZM1 57V56H0ZM8 57H10V58H8ZM186 57L187 56H183L181 59H182V61H180L181 62V65H180V77H185V76H187V74H188V72H187V70H188V66L190 65L189 64V62H190V60H188V59H186ZM159 60H158V62L160 63V65H161V68L164 70V76H165V80L167 81V83H170V84H172V81H174L173 80V67H172V64H171V61L169 60L170 59V57H169V55L168 54H162V55H160L159 57ZM188 58V57H187ZM10 59L12 60V59H14V61L12 60V61H10ZM223 59H224V57H222L220 54L217 56L216 55V57H215V60H217V61H223ZM21 60V62L19 63V61ZM31 60V61H30ZM16 61V62H15ZM186 61V62H185ZM188 61V62H187ZM260 60L258 59V60H256L255 61V63L253 64L254 66H253V72H254V69H255V72H254V74L256 75L255 77H257V79L259 78V76L260 75H258V74H261V70H262V63H258ZM17 62H18V64H17ZM32 63V64H31ZM170 63V64H169ZM191 63V62H190ZM8 64H9V66H8ZM13 65V66H12ZM188 65V66H187ZM15 66V67H14ZM20 68V69H19ZM33 68H34V70H33ZM10 69V70H9ZM12 69V70H11ZM41 71V73L39 72V76H38V72L37 71H39V70ZM185 69V70H184ZM200 71H199V70ZM203 68H197V70L195 71V80L193 81V83H192V85L194 84V86L196 87L197 85H200V83H203V84H205L204 83V81L205 80H203L204 79V76H203V70H202ZM223 68H218V70H217V75H221L222 74V70ZM260 69V70H259ZM13 71V72H12ZM24 71V72H23ZM27 71H28V73H27ZM31 71L33 72V73H31ZM184 71V72H183ZM16 72V73H15ZM18 72V73H17ZM187 72V73H186ZM201 73V74H200ZM221 73V74H220ZM258 73V74H257ZM18 74V75H17ZM32 74H34L36 77H37V79H33V78H35V77H33V75ZM12 75V76H11ZM17 77H16V76ZM24 77V79H22L23 77ZM29 76V77H28ZM18 77H19V79H18ZM21 77V78H20ZM31 77V78H30ZM49 77V78H48ZM6 78V79H5ZM40 78H41V80H40ZM46 78V79H45ZM200 78V79H199ZM201 78H203V79H201ZM19 81H18V80ZM34 81H33V80ZM47 79H49V80H47ZM53 79L54 81H57V82H55L54 83V81L51 80ZM198 79V80H197ZM14 80V81H13ZM37 80V81H36ZM40 82H39V81ZM202 80V81H201ZM73 80H71L70 82H72ZM197 81V82H196ZM16 82V83H17ZM38 83V84H36V83ZM53 82V83H52ZM73 82H75V81H73ZM72 82V83H73ZM12 83H10V84H12ZM44 83V84H43ZM45 83H47V86H46V84ZM52 83V84H51ZM196 83V84H195ZM27 84V85H26ZM34 84H35V86H34ZM42 84L45 86V87H43L42 86ZM71 84V83H70ZM75 84V83H74ZM41 85V86H40ZM49 85V86H48ZM69 84L67 83V86H68ZM51 86V87H50ZM75 86H77V84L75 85ZM193 86V87H194ZM36 87V88H35ZM37 87H39V88H37ZM47 87V88H46ZM72 87H74V85L72 86ZM80 87V86H79ZM195 87H194V89H195ZM29 88V89H28ZM81 88V87H80ZM79 88V89H80ZM35 89H37L36 91L37 92H35ZM82 89V92H83V90H84V88H81ZM193 89V88H192ZM65 91H67V89H66V86H65ZM74 94H73V93ZM164 92V93H163ZM39 95H38V94ZM95 95H94V94ZM77 94V95H76ZM84 94V95H83ZM93 94V95H92ZM191 94V97H192V95H193V92L192 93H190ZM26 95H28V96H26ZM42 97H41V96ZM75 95V96H74ZM79 96V97H78ZM91 96H92V98H91ZM94 96H95V99H94ZM164 96H166V97H164ZM90 98V100H89V98ZM40 98V99H39ZM69 98V99H70ZM75 98V99H74ZM82 98H84V99H82ZM165 98L167 99V100H165ZM92 99V100H91ZM97 99V100H98ZM42 100V101H41ZM89 100V101H88ZM46 101V102H45ZM87 101L88 102H90V101H92V104H95L96 103V105L97 106H94V107H97L96 109H97V111H95L96 109L94 108V110H93V112L91 111L92 109H93V107H91V105L92 104H90V103H88V105L90 104V107L92 108H90L88 105H87V107H89V108H85V104L87 103ZM43 102L46 104H43ZM95 102V103H94ZM112 102V103H113ZM129 102V103H128ZM132 104H131V103ZM134 102V103H133ZM136 102V103H135ZM26 103V104H25ZM47 103H48V105L50 104L51 106H47ZM60 103V104H59ZM63 103V102H62ZM74 103V104H73ZM97 103H99V104H97ZM116 104V105H115ZM136 104V105H135ZM23 105H25V108H27L26 110H27V112H25L26 110H25V108L23 107ZM44 105H45V107H47L46 109H44ZM67 105H66V108H67ZM72 105H73V107H72ZM128 105V106H127ZM130 105V106H129ZM134 105V106H133ZM138 105V106H137ZM100 106V105H99ZM132 106V107H131ZM136 106V107H135ZM53 107V108H52ZM61 108V107H60ZM59 108V109H60ZM74 108V109H75ZM83 108H85L86 110H88L89 112H85L86 110L84 109V111H83ZM117 108V109H116ZM121 108H123V109H121ZM130 108H131V111H130ZM132 108H136L135 110L134 109H132ZM170 108V109H169ZM183 110H182V109ZM48 109H49V112L51 113V111L50 110H52V112L53 113H51V114H53L52 115V117H50L51 115L49 114V118L47 117L48 116ZM67 109H69V108H67ZM81 109V110H80ZM91 109V110H90ZM98 109H99V112H98ZM101 109V110H100ZM25 110V111H24ZM47 110V111H46ZM104 110V111H105ZM108 110H106V113H107V111ZM41 111L43 112V113H41ZM56 111V112H55ZM74 111V112H75ZM83 111V112H82ZM115 111V112H114ZM154 111H155V109H154ZM170 111V112H169ZM46 112V113H45ZM84 112H85V114H84ZM91 112V113H90ZM108 112V113H109ZM128 112V113H127ZM136 112H139V113H136ZM176 112L178 113V114H176ZM44 113H45V115H46V117H47V119H46V117H45V115H44ZM86 113H90V115L88 114H86ZM92 113H94V114H92ZM97 113V114H96ZM98 113H99V115H98ZM132 113V114H131ZM160 113H159V115H160ZM190 113V114H189ZM27 114V115H26ZM40 114V115H39ZM81 114H79V115H81ZM155 114V118H156V116H157V114H156V112L154 113ZM41 115H44V116H41ZM97 115V116H96ZM105 115H107V114H105L104 112H103V115L102 116H104L105 117ZM137 115H140L141 117H139V116H137ZM144 115V116H143ZM164 115V116H163ZM177 115V116H176ZM126 116H128V117H126ZM136 116V117H135ZM24 117V118H23ZM37 117H38V119H37ZM91 117V118H90ZM119 118V119H116V118ZM124 117V118H123ZM137 117H139V119H142L143 120V122H142V120L140 121ZM164 117V118H163ZM178 117L179 118H181L183 121H181V119L179 120L178 119ZM39 118H41L40 120H39ZM43 118V119H42ZM53 120H52V119ZM109 118L111 119V120H109ZM128 118V119H127ZM131 118H133V119H131ZM145 118H147V119H149V120H145ZM159 118H158V120H159ZM167 118V119H166ZM26 119V120H25ZM29 119V120H28ZM49 119V120H48ZM51 119V120H50ZM100 119H101V116H100ZM99 119V120H100ZM123 121H122V120ZM132 120V122H131V120ZM136 119V123L138 122V123H143V124H145L144 125V128H145V126H146V128H145V130H146V132L145 131H140V130H144L143 128H142V125L143 124H140V125H138V123L136 124L135 123V121H133V120H135ZM37 120V121H36ZM42 120H44V121H42ZM46 120V121H45ZM86 120H85V123L84 124H86V123H88L89 125H87V126H89V127H92V129L91 130H93L94 131V129H93V126L95 125H91V124H93V123H95V122H98V121H95L94 120V122H86ZM102 120H104V119H101V121ZM106 120H107V116L105 117V122H104V126H105V123H106ZM128 120V121H127ZM138 120V121H137ZM51 121H53V123H51ZM56 122H57V119L55 120ZM100 121V122H101ZM145 121V122H144ZM23 122H27V123H23ZM29 122V123H28ZM44 122H45V124H44ZM100 122H98V124L100 123ZM115 124H114V123ZM160 122V121H159ZM167 122V123H166ZM170 122V123H169ZM41 123V125H39ZM46 123H48V124H46ZM50 123H51V125L53 124V126H55V127H53V126H49L50 125ZM91 123V124H90ZM109 123V122H108ZM108 123H106V124H108ZM109 123V124H110ZM169 123V124H168ZM97 124V123H96ZM182 124H184V125H182ZM39 126L41 129H42V131L40 130V128L38 127L37 128V126ZM44 125H46V126H44ZM114 125H117L116 127H114ZM169 125V126H168ZM42 126V127H41ZM44 126V127H43ZM47 126H49V127H47ZM97 126V125H96ZM96 126H94L95 127V130H96ZM136 126H139L138 128L136 127ZM164 126V127H163ZM24 127L26 128V129H28L27 131H26V129H24ZM28 127V128H27ZM47 127V128H46ZM150 127H151V125H150ZM43 128H44V130H43ZM137 128V129H136ZM33 130V132L31 131L30 132V130ZM111 129V128H110ZM127 129V130H126ZM171 129H173V130H171ZM175 129V130H174ZM180 129V130H179ZM22 130H21V132H22ZM45 130H46V132L48 131L49 133H48V135H46V132H45ZM51 130V131H50ZM54 130V129H53ZM56 130V129H55ZM57 130H59V127L57 128ZM129 130V131H128ZM156 130V131H155ZM162 130V129H161ZM182 130H184V132L182 131ZM192 130H193V132H192ZM45 132V135H46V137H45V135L43 134L44 132ZM59 131H61V130H59ZM115 131L119 134V132H121L119 135L117 134V133H115ZM124 131V132H123ZM138 131H140V132H138ZM153 131H154V133H153ZM172 131H174V133H172ZM29 132V133H28ZM40 132V134H37V133H39ZM53 132V131H52ZM51 132V133H52ZM56 132H58V131H56ZM96 132V131H95ZM94 132V133H95ZM128 132V134H126ZM130 132V133H129ZM171 133V136H170V133ZM175 132H176V134H175ZM33 133V134H32ZM55 133V132H54ZM66 133L68 134V132L66 131ZM124 133V134H123ZM145 133V134H144ZM192 135L191 137L189 136L190 134ZM211 133V134H210ZM25 134V135H24ZM30 134V135H29ZM31 134H32V136H31ZM42 134V135H41ZM58 136H59V134L58 133H56ZM67 134H65V137L67 138L68 136L70 137V134L68 135V136H66ZM71 134H73V133H71ZM147 134V135H146ZM149 134H151V135H149ZM174 136H173V135ZM40 137H38V136ZM44 135V137L45 138H43L42 136ZM57 135H55V134H53V136H57ZM93 132H92V134H91V136L93 137ZM131 135V136H130ZM133 135H136L135 137L133 136ZM140 136V138H143V139H140L138 136ZM147 136V138L148 139H150V141H152V140H156V142H154L155 143V145H154V143H153V146L151 147V145L152 144H149L148 143V139H146V136ZM167 135V136H166ZM178 135V139H176V136ZM180 135H181V138L182 139H179V137H180ZM185 135V136H184ZM208 135H210V136H208ZM212 135V136H211ZM262 135V134H261ZM260 135V133H259V131L256 133V137H257V139L259 140V139H261V136ZM28 136L30 137V139H34V140H37L36 139V137L37 138H39V144H40V141L43 139V142L41 143L42 145H44V146H42V148L41 149H43V147H44V152H45V150L46 151H48V153H46L45 152V154H49V151H52V154H53V152H54V154H53V157L55 156V159L53 158V157H51L50 155V158H53L54 160H51L50 158H49V156H48V158L51 160V163H53L52 165H48V164H45V163H47V162H49V160H47L46 159V161L47 162H45V158H47L46 157V155H45V158L43 159L42 158V156H44V153H43V155L42 154H40V153H42L41 151H40V147L39 146H37V147H39L38 149L36 148L35 149V147L33 146V147H31L32 145H33V143H34V140H31V142H33L32 144H31V142H30V139L28 140ZM48 136V137H47ZM57 136V137H58ZM74 136H75V134H73L71 137H73L74 138ZM122 136H124V137H122ZM128 136V137H127ZM169 136V137H168ZM26 137H27V139H26ZM52 137V136H51ZM76 137V136H75ZM92 137H89V139L90 138H92ZM125 137H127V138H125ZM130 137H132V139L130 138ZM134 137V138H133ZM209 137H211V138H209ZM54 138V137H53ZM60 138H61V136H60ZM60 138H58L56 141H58ZM73 138H71V139H73ZM78 138V137H77ZM83 138V140L85 139L84 137H82ZM123 138H124V141H123ZM128 138H130V139H128ZM152 138H154V139H152ZM169 138V139H168ZM192 138V139H191ZM41 139V140H40ZM45 139V140H44ZM50 139V138H49ZM52 139V138H51ZM64 139V138H63ZM71 139H69V140H71ZM75 139V141L74 142H76V138H74ZM80 139V138H79ZM78 139V140H79ZM127 139V140H126ZM147 141H146V140ZM171 139H174V140H171ZM187 139V140H186ZM189 139H191V144H190V141H189ZM21 140H22V143H21ZM62 140V139H61ZM67 140V139H66ZM66 140H63V143H65V141ZM78 140H77V143L79 144L78 146H80V143H81V139H80V143L78 142ZM82 140V141H83ZM91 140V139H90ZM89 140V141H90ZM112 140V141H111ZM160 140V141H159ZM166 140H170V141H175V143L176 144H172L171 146L170 145H168L169 143L171 144L172 142H168V141H166ZM24 141V142H23ZM25 141H26V147H25ZM53 141V140H52ZM127 143H126V142ZM130 143H129V142ZM138 142V144H137V142ZM178 143H177V142ZM197 141V142H196ZM202 141V142H201ZM47 142V143H46ZM60 142V144H61V141H59ZM72 142V141H71ZM111 142V143H110ZM136 143V144H132V143ZM165 142L167 143V144H165ZM28 143V144H27ZM30 143V144H29ZM37 143V142H36ZM62 143V145H64ZM68 143V142H67ZM70 143V142H69ZM126 143V144H125ZM150 143H152V142H150ZM156 143H158L157 144V146H156ZM196 143H199L198 145L196 144ZM35 144V143H34ZM38 144V143H37ZM71 144V143H70ZM73 144V143H72ZM71 144V145H72ZM128 144H130V146L128 145ZM147 144V145H146ZM149 144V145H148ZM178 144V145H177ZM181 143H180V145H182ZM188 145L189 144V146H186V145ZM193 144V145H192ZM202 144V145H201ZM66 145V144H65ZM65 145H64V147H63V149H61V150H64L65 148H68V146L67 147H65ZM69 145V144H68ZM70 145V146H71ZM74 145H75V143H74ZM74 145L72 146V147H74ZM131 145H135V146H131ZM173 145H177V149L176 148H172V147H176V146H173ZM190 145L191 146H193V147H191V148H188V147H190ZM212 145L210 146V147H212ZM27 146H29L30 148H28ZM35 146H36V144H35ZM47 146V147H46ZM148 146L150 147L149 149H152V148H154V149H152L153 151H152V154L154 153V150L155 151H157L156 150V148L158 147V148H160V150H161V155H160V150L158 151V153H156V155H154L153 154V156H155V157H157L158 156V158L160 157L162 160H164L165 159V161L163 162L161 159H159L158 160V158H155V157H153V156H151L150 155V151H149V149H148ZM194 146H196V147H194ZM203 146H206L204 149H203ZM24 147H25V149H24ZM77 147V146H76ZM128 148V150L126 149V148ZM134 147H136V148H134ZM156 147V148H155ZM184 147H181L183 150H184ZM27 148V149H26ZM32 148H34V149H32ZM70 148V147H69ZM129 148H130V150H132V151H130L129 150ZM132 148V149H131ZM169 149V151H170V148H172V154H173V151H177L176 153H174V155L173 156H171L172 154L169 152L168 153V149ZM196 148V149H195ZM16 149V148H15ZM18 149H16V150H18ZM30 150V151H27L26 152V150ZM31 149H32V151H31ZM135 149H136V151H135ZM137 149H139V150H141L142 151V153H141V151H137ZM176 149V150H175ZM189 149V150H188ZM194 151H192V150ZM201 149V150H200ZM34 150V151H33ZM38 150V153L36 154V151ZM67 150V149H66ZM72 150V149H71ZM74 150H75V148H74ZM135 151V155H134V151ZM182 150V151H183ZM200 152H198V151ZM246 151V153L244 152V154H247V149H245ZM59 151V152H58ZM144 151V152H143ZM40 152V153H39ZM61 152H63V151H61ZM128 152H131L130 154L128 153ZM138 152V153H137ZM145 152H147V153H145ZM71 156L73 155V153H70V151L68 152ZM68 153H66V155L68 154ZM147 154L148 156H146L145 154ZM149 153V154H148ZM194 153H196L195 155H194ZM205 153V152H204ZM27 154V155H26ZM38 154H39V158H41V160L39 159V158H37V156H38ZM51 154V153H50ZM62 154V153H61ZM60 154V155H61ZM139 156H138V155ZM144 154V155H143ZM59 155V156H60ZM70 155H68V156H70ZM137 155V156H136ZM144 156V157H142V158H145V159H142V161L144 162V163H140V164H138L139 165V168L141 167V169H138V167H137V159L136 158H138V161H140L141 162V159H140V157L141 156ZM35 156H36V158H35ZM74 157H75V161H77L76 159V156L75 155H73ZM130 156V157H129ZM150 156V157H149ZM176 156H180V154H177ZM192 156V157H191ZM197 156V157H198ZM205 155H203V157H204ZM62 159H63V157H62V155L60 156ZM129 157V158H128ZM150 159L151 157H152V159H154L155 161H158L159 162V164H160V166L162 167V168H159L160 166H159V164H157L158 162H155V161H153L152 159H150V161H149V159ZM59 158V157H58ZM69 158V159H68ZM130 158H132L130 161H129V159ZM177 157H175V159H176ZM194 158H195V160H194ZM205 158H207L206 156H205ZM24 159V160H23ZM35 159L37 160V161H35ZM71 159H73V158H71ZM70 159V160H71ZM92 159V158H91ZM136 159V160H135ZM146 159H148V160H146ZM177 159H179V157L177 158ZM181 159V158H180ZM17 160L19 161V163L17 162ZM23 160V161H22ZM26 160V161H25ZM59 160V159H58ZM83 160V159H82ZM132 160H133V162L134 163H132ZM173 160V159H172ZM198 160V159H197ZM40 161V162H39ZM44 161V162H43ZM52 161H54V162H52ZM60 161V160H59ZM62 161H65L64 159L62 160ZM73 160H71L70 162H72ZM91 161H93V160H91ZM169 161V160H168ZM167 161V163H171V160L168 162ZM174 161V160H173ZM180 161H182V160H180ZM190 161H189V163H188V168H189V164H191L190 163ZM22 163V165H20L21 163ZM27 162V163H26ZM56 162V163H55ZM74 162V161H73ZM124 162V163H123ZM126 162H127V164L129 165V164H131L132 163V166L133 167H137V168H135L134 170H136V169H138V170H136V174H137V171H141L142 170V168L144 167V165H145V163H147V165L145 166L146 167V169L144 168L143 169V171H141V172H139L140 174L143 172H145L144 174H146L145 176H146V178H145V176L143 175H140L139 173H138V176L140 177V179L142 178V180H139V178H136L135 177V171H133V176H131V173H129L130 175H128L129 177L128 178H126L125 179V177L127 176L126 175V172H128L129 171V169L130 168H128V170H127V167L128 166H124V165H127L126 164ZM136 162V163H135ZM161 162L163 163V165L161 164ZM176 162H178V160L176 161L175 160V163ZM264 162V161H263ZM15 163V164H14ZM60 163V162H59ZM172 163H174V162H172ZM171 163V164H172ZM174 163V164H175ZM192 163V164H193ZM197 163V164H196ZM195 164L196 165H198V162H196ZM24 164V165H23ZM41 164V165H40ZM58 164V163H57ZM134 164V165H133ZM136 164V165H135ZM148 164H149V167L147 168V166H148ZM177 165H178V163H176ZM183 164H184V162H183ZM191 164V165H192ZM14 165V166H13ZM45 165V167H48L47 169L45 168V167H43ZM62 167L63 165H64V167H65V165H66V167H65V169H63V170H65V171H62V169H58V170H55L56 169V167ZM71 165V166H72ZM79 167H78V166ZM143 167H142V166ZM167 165V167L166 168H169L170 166H168L169 164H166ZM166 165H164V168H165V166ZM177 165H173L174 167H175V169H174V167H173V169L174 170H176V173L177 172H181V171H183L182 169H179V167H177V169H176V166ZM179 165L181 166V164L179 163ZM12 166V167H11ZM16 166V167H15ZM34 166H36V167H34ZM130 166V165H129ZM17 168V169H15V168ZM18 167H20V168H18ZM27 167V168H26ZM42 167V168H41ZM52 168V170H51V168ZM55 167V168H54ZM98 167V168H97ZM126 167V168H125ZM133 167L131 168V170H133ZM172 167V166H171ZM182 167V166H181ZM187 167V166H186ZM186 167H184L183 166V168L185 169ZM192 167V170H193V165L191 166ZM190 167V168H191ZM10 168V169H9ZM76 168V170H74ZM77 168H78V170H77ZM82 170L79 174L81 175L79 178H80V180H81V182H83V183H81L80 182V180L79 179H76V181L75 182H73V179H74V177H78L79 176V174L77 175L76 174V172L78 173V171H80V169ZM197 168V167H196ZM195 168V169H196ZM14 169H15V171L18 173V174H16L15 173V171H14ZM70 169H71V171H70ZM160 169V170H159ZM172 169V168H171ZM207 169V168H206ZM14 172H13V171ZM54 170H55V172H54ZM60 170H61V172H60ZM72 170H74V171H72ZM86 170V171H85ZM125 170H127V171H125ZM147 172H146V171ZM168 170V169H167ZM187 169H185V171H186ZM196 170H198V168L196 169ZM207 170H209V169H207ZM53 171V172H52ZM85 171V172H84ZM159 171H160V173H159ZM166 171V170H165ZM185 171H183V172H185ZM2 172V173H3ZM28 172V173H27ZM58 172H60L59 174L60 175H67V173L69 174L68 175V177H67V180H66V178L64 179L63 178V180L61 181V176H60V178H59V174H58ZM63 172H64V174H63ZM66 172V173H65ZM75 172V173H74ZM82 172H84V173H82ZM196 172V171H195ZM194 172V173H195ZM198 172V171H197ZM5 173H7V174H5ZM55 175H54V174ZM98 173H99V176H98ZM124 173H125V175H124ZM167 173V172H166ZM186 173V172H185ZM20 174V175H19ZM24 174H26V175H24ZM35 174V173H34ZM39 174V173H38ZM51 174H53L52 176H53V179H52V176H51ZM90 174L92 175H95V177H97L96 179L97 180H95V182H94V179H95V177L94 176H92V177H94V179H93V182H90L88 179H91L90 177ZM128 174V173H127ZM163 174H165L164 172L162 173V175ZM168 174V173H167ZM178 174V177H179V175H181L182 173H177ZM197 174V173H196ZM18 175L22 178H20V177H18ZM22 175H24V176H26V178L24 179V176H22ZM46 175H48L47 177H46ZM51 177H50V176ZM57 175V176H56ZM65 175H64V177H65ZM74 175V176H73ZM77 175V176H76ZM166 175V174H165ZM183 175V174H182ZM181 175V176H182ZM186 174H184V176H185ZM70 176L73 178L72 179V182L73 183H75V185L73 184V183H69V185H67L66 183H68V178L69 179H71L70 178ZM90 176V177H89ZM124 176V177H123ZM137 176V177H138ZM15 177H16V179H15ZM55 177V178H54ZM63 177V176H62ZM83 177V178H82ZM89 177V178H88ZM133 177V178H132ZM162 177H161V179H162ZM177 177V176H176ZM177 177V178H178ZM57 178V179H56ZM59 178V179H58ZM132 178V179H136V181L135 182H133V183H131V181H129L130 179ZM143 178H144V180H146V181H144L143 180ZM167 178V177H166ZM177 178H175V181H176V179ZM184 178V177H183ZM183 178H181V180H183ZM20 179H21V181H20ZM24 179V180H23ZM50 179H52L53 180V182H52V180H50ZM129 179V180H128ZM179 179V178H178ZM75 180V179H74ZM83 185V184H86L88 187H91V186H93L94 188H90V192H91V195H90V192H88V193H86L87 191H88V187L87 186H82V185H79V183H77L78 181ZM84 180V181H83ZM92 180V179H91ZM99 180V181H98ZM126 180H128V182H129V184H133V186H135V187H133V190H134V188H135V190L137 189V190H139V196L137 197L136 196V194H137V192L135 191V197L137 198V200H136V198L134 197V204L131 202V200H132V197L133 196H130L129 195V193L128 192H130L132 189H130V186H128L127 185V181H126V183H125V181ZM138 180V181H137ZM160 180V181H159ZM167 180V179H166ZM166 180L164 181V183H166ZM174 180V179H173ZM27 180H25L24 182H26ZM56 182V185H55V182ZM58 181V182H57ZM61 181V182H60ZM71 181V180H70ZM134 181V180H133ZM140 181H142V182H140ZM178 181H180V180H178ZM16 182V183H15ZM21 182V183H20ZM64 182H66V183H64ZM84 182H86V183H84ZM104 182H105V184H104ZM136 182L139 184V187H137L138 185L136 184ZM162 183V184H160V183ZM185 182V184H183V185H185V186H189V185H187V182L186 181H184ZM12 183V182H11ZM18 183V184H17ZM59 185H58V184ZM96 183H98V184H101V185H104V186H106V188H104V186L102 187L103 188V192L101 193V191L100 192H98V190H101L102 188L97 184L96 185ZM107 183V184H106ZM134 183H135V185H134ZM141 183V184H140ZM168 183V182H167ZM178 183V182H177ZM181 183V182H180ZM182 183H183V181H182ZM21 184V185H20ZM64 184H66L65 186H64ZM72 184V185H71ZM95 184V185H94ZM17 185V186H16ZM43 185H45V186H43ZM53 185V186H52ZM89 185H91V186H89ZM137 185V186H136ZM163 185H166V188H164L163 187ZM18 189V187L20 188V189H18V191H17V189L15 188V187ZM55 186V187H54ZM185 186L184 187H182V186H180L181 188H185ZM47 187H48V189L50 190V189H52L53 190V193L55 192V194H52V192L50 191V193H51V196L53 197V198H50L48 195V193H49V190H48V192H47V196L48 197H46V195L45 194H43V191L45 190V191H47L46 189H47ZM64 187H65V189H64ZM97 187H100L101 189H98L97 190ZM111 187V188H110ZM131 187V188H132ZM137 187V188H136ZM170 187V186H169ZM168 187V188H169ZM214 188H212V190L213 189H215L216 188V186H213ZM46 188V189H45ZM56 188H61V189H56ZM86 188H87V191H86ZM96 188V190L97 191H95V192H92L91 191V189H95ZM108 188V190L110 189V193H109V191H107L106 189ZM128 188H129V190L130 191H127L128 190ZM140 188V189H139ZM164 188V189H163ZM180 188V189H181ZM244 188H245V186H244ZM44 189V190H43ZM63 189V190H62ZM112 189V190H111ZM180 189H179V192H180ZM263 189H264V187H263ZM262 189V190H263ZM56 190H57V192L59 191L60 192V190H62V193L60 192H58V196L56 195ZM106 190V191H105ZM133 190H132V192H130L131 194L133 193ZM216 190H218V189H215L214 191H216ZM227 190V189H226ZM44 191V192H45ZM64 191H66L65 193H63ZM86 191V192H85ZM169 191H172V189L170 188V190ZM182 191H184V190H182ZM180 192V193H182V195H183V192ZM83 192L84 193H86L87 194V196H85L86 194H83ZM105 192V193H104ZM108 192V193H107ZM185 193H184V195L186 194V191H184ZM188 192V191H187ZM228 192V193H227ZM263 192H264V190H263ZM92 193H98V197H94L95 195H93L92 196ZM99 193H101V194H99ZM112 193V194H111ZM168 193H171V192H168ZM173 193V192H172ZM172 193H171V195H172ZM180 193L179 194H177V195H180ZM60 194H62V195H60ZM63 194H64V197H66V198H68V199H65L64 197H63ZM90 195V197H94V198H97L98 200H96V199H94L93 198V201L95 202V201H97L95 204H96V206H97V208L94 206L95 204L91 201V199L89 198V195ZM110 194H111V196H112V198H114L113 199V201H112V198H111V196H110ZM219 194V195H220ZM228 194V195H227ZM13 195V196H12ZM19 195V196H18ZM69 195V196H68ZM72 195V196H71ZM102 195L104 196V197H102ZM170 195V194H169ZM168 195V196H169ZM174 195V194H173ZM187 195V194H186ZM45 196V197H44ZM71 196V197H70ZM81 196V197H80ZM86 199V201H87V203H86V208L82 205L81 206V204L80 203H82V202H86V201H84L85 199L83 198V197ZM100 196H101V198H100ZM107 196V197H106ZM126 196H128V197H126ZM190 196V195H189ZM212 196L213 197H215L216 199L218 198V200L220 201H218L219 202V205H218V202H217V200L215 201L214 199H211L212 198ZM19 197V198H18ZM87 197V198H86ZM105 197H106V199H108V201L110 202V204H109V202L108 201H106V202H108L106 205H111V207H112V210H105V209H107L108 208V206H106L105 205V201H104V199H105ZM131 197V198H130ZM232 197H233V199H232ZM18 198V199H17ZM27 198H31V197H27ZM81 198V200H77V199H80ZM83 198V199H82ZM109 198H111V199H109ZM125 199V201L127 202H125V201H123L124 199ZM187 198L188 199H191V198H189L188 196H187ZM187 198H185V199H187ZM228 198H230V199H228ZM26 199V198H25ZM55 199V200H54ZM57 199V200H56ZM87 199H90V201H91V204H88V202L90 203V201H88ZM102 199V200H101ZM129 199V201H127ZM173 199V198H172ZM182 199V198H181ZM205 199H206V201H205ZM231 199H232V201H231ZM8 200V202H6ZM74 200H77L76 202L77 203H79L80 201V206H78V207H81V208H83L84 207V209L81 211V209L79 208V209H77L78 207H76V202H74ZM183 200V199H182ZM182 200H181V202H182ZM203 200V199H202ZM10 201V202H9ZM37 201H38V199H37ZM46 201V202H45ZM118 202L119 204H115V208L113 209V206H114V203L113 202ZM168 201H171V203L170 204H168ZM236 201V199L234 200V202ZM19 202V203H18ZM126 203V205H125V203ZM178 202L180 203V205H179V208H180V210H179V208H177L178 207ZM215 202H217L216 203V205L218 206V207H216V205H214L215 204ZM233 202V204H234V206H230V209H234V208H231V207H236V209H237V207H238V204L240 203L239 201H237L236 202V206H235V203ZM6 203H9V205L8 204H6ZM99 203V204H98ZM199 203V202H198ZM78 204V205H79ZM83 204H85V203H83ZM93 204V205H92ZM113 204V205H112ZM121 204V205H120ZM129 204V205H128ZM171 204H172V206H171ZM185 204H187V205H185ZM192 204H193V201H192ZM196 204V203H195ZM194 204V205H195ZM8 205V206H7ZM20 205V204H19ZM89 205V209L91 210V211H89V209L87 210V206ZM90 205L91 206H93L92 208H94V210H96L97 212H93V210L91 209V207H90ZM175 205V204H174ZM198 206H199V204H197ZM197 205H195L196 207H197ZM227 205V204H226ZM6 206V207H5ZM36 206V207H35ZM38 206H40V204H38ZM99 206V207H98ZM104 206H105V208H104ZM201 206V205H200ZM210 208H209V207ZM215 208H214V207ZM221 206V207H222ZM228 206V205H227ZM4 207V208H3ZM11 208V209H8V208ZM53 207V208H52ZM74 207H75V209H77V210H79V211H75L74 210ZM120 207H123V208H120ZM169 207H170V209L171 208H177L178 209V211H182V210H184V212H186L185 210H187V212L186 213H189V215L187 216V214H186V216H184V215H182V216H184L185 218H183L182 217V219H184V222H183V220H181V219H179L178 218V216L180 217V215L182 214V213H184V212H180L179 214L180 215H178V214H175L176 212H178V211H176L175 209H172L173 211L175 210L176 212H173V211H171L170 209H169ZM212 207L214 208V209H212ZM240 207V206H239ZM239 207H238V212H240L239 211ZM7 208V209H6ZM20 208H22V207H20ZM40 209H42L43 210V208L42 207H39ZM39 208H38V210H39ZM96 208V209H95ZM120 208V209H119ZM131 209L132 210V212H130L131 210H127V209ZM181 208H182V210H181ZM206 208V209H205ZM208 208V209H207ZM224 208V207H223ZM4 209H6L7 211H5ZM48 209V210H49ZM87 210V211H85V212H88V213H90V214H95V215H93L94 216V218H93V216L92 215H87L86 216V213L85 212H83L84 210ZM111 209V208H110ZM117 209H119V210H116ZM201 209V210H200ZM214 210V211H209V210ZM216 209H217V211H218V209L220 210V213H219V217H217V218H219V219H215L214 217H213V219H214V221H213V219L211 220V221H213L216 225V227H217V229H219V227H220V229H219V231H217L216 230V233L217 232H220V233H218L219 234V236H218V239H221V240H219L218 241V239H216L217 237V235H215V233H214V236L212 235V237H211V234L214 232V230H212V229H215V227H212V226H214L213 224L214 223H212V225L210 224L211 222H209V221H207V220H210L209 219V217L210 218H212V216H213V212L215 213L216 212ZM225 209V208H224ZM4 210V211H3ZM16 210V209H15ZM19 210V209H18ZM18 210H16V211H18ZM44 210H45V207H44ZM115 210V213L117 214L118 213V211H122V213H121V211H120V213L121 214H123V220H122V218H121V220H120V218H118L120 221H117L118 219H117V217L116 216H118V214L116 215V216H113L114 218H116L117 220H116V223H115V221H114V218L111 216V214L112 215H115V214H113V211ZM192 210H193V212H195L196 210L195 209H193L192 208ZM195 210V211H194ZM202 210H205V211H202ZM15 211V212H16ZM108 211H112V213L111 212H109V213H111V214H109V213H107ZM127 211H129L128 213H127ZM136 211V212H135ZM189 211V212H188ZM207 211H209L208 212V214L210 215L208 218L206 217V221H207V224H208V226L207 227H209V224H210V226H211V228L209 229V232H211L210 230H212L213 232H211L210 234H207V231H208V229H207V227L205 226L206 225V222L204 221V218L205 217H203V216H205V215H207L206 213H207ZM222 211H223V209H222ZM231 211V210H230ZM234 211H235V209H234ZM234 211H231V212H234ZM237 211V210H236ZM6 212V213H5ZM8 212V213H7ZM14 212V213H15ZM19 213H20V211H18ZM17 212V213H18ZM47 212V211H46ZM81 212V215H82V212H83V215L85 214V217L87 218L88 216H89V218H87L86 220H87V225H89V223L90 222H92V225H91V223H90V225H91V227L90 226H87L86 224H82L83 225V230L86 228V227H90V228H86L87 230L85 231H83L82 230V225H79L78 224V222H80V221H78L77 222V216H78V214ZM92 212V213H91ZM200 212H201V214L203 215V216H201L200 215ZM203 212H205V214H203ZM244 212H247L248 214L250 213V211L248 212L247 210L245 211L244 210ZM1 213H3V214H5L4 216H3V214H1ZM36 213H38V215L36 214ZM78 213V214H77ZM119 213V214H120ZM137 213V214H136ZM217 214H218V212H216ZM241 213V212H240ZM246 213V214H247ZM36 214V215H35ZM121 214H120V216H118V217H122L121 216ZM125 214H126V216H128L127 214H130V215H135V217L132 215V218H131V216L129 217L128 216V219L126 218V216H125ZM139 214V215H138ZM175 214V215H174ZM246 214H240L241 215V218H242V221L244 222L245 220H247V221H245L244 223L241 221V219H240V221H241V225H246L247 226V224H248V222H250V220H251V217L250 218H248L247 217V215ZM11 215V214H10ZM39 215H42L43 217H44V219L46 218V220H44L43 219V217L41 218V219H39L38 217H39ZM80 215V214H79ZM152 215V216H151ZM178 215V216H177ZM221 215V216H220ZM246 215V216H245ZM11 216L13 217V218H11ZM10 216V220H12L13 221V219H14V216L16 217V216H20V214H16V215H14V214H12ZM35 216H37V217H35ZM52 216V217H51ZM139 216V218H137ZM154 216H156V217H154ZM175 216H177V218L175 217ZM193 216H195V217H193ZM197 216V217H196ZM242 216H244V219L245 220H243V217ZM23 217V216H22ZM79 217V216H78ZM110 217H112V219L110 218ZM153 217V218H152ZM189 217V218H188ZM192 217V219H190ZM200 217V218H199ZM18 219H19V217H17ZM24 218H22V219H24ZM47 218H49V219H47ZM81 218V217H80ZM84 217H82V219H83ZM91 218V220L89 221L88 219H90ZM136 218V219H135ZM151 218V219H150ZM159 219V223L157 224L156 222V219ZM224 218V219H223ZM239 218V217H238ZM7 219V218H6ZM16 219V218H15ZM35 219L33 220V222H29V219L27 220L26 219V223H27V221H28V224L29 223H35ZM132 219H134V221L132 220ZM138 219H140V220H138ZM157 219V220H158ZM186 219V220H185ZM188 219H190V220H188ZM196 219H199V220H203V222H205V224H204V230L205 231H203V226H201L200 225V222H202V221H200L199 222V220H196ZM248 219H249V221H248ZM30 220H32V219H30ZM40 220V221H39ZM48 220V221H47ZM76 220V221H75ZM79 220H81V219H79ZM86 220L84 219L83 220V222L81 221L80 222V224L81 223H85L86 222ZM111 220H113L114 222H112ZM126 220H130V221H128L129 222V224H130V226H129V224L128 223H125V222H127ZM135 223H132V221ZM180 220V221H179ZM193 220V221H192ZM199 223V225L197 224V226L199 227V228H194V227H197V226H195L194 225V223H197L196 221ZM220 220L222 221V222H220ZM25 221V220H24ZM24 221H22V222H24ZM122 221V222H121ZM153 221V222H152ZM155 221V222H154ZM187 221H189L190 222V224H192V222H194L192 225H190L189 226V230H188V226L187 225H189V224H187V223H185V222H187ZM217 221L219 222V223H217ZM16 222H17V220H16ZM19 222V221H18ZM47 222V223H46ZM50 222V223H49ZM71 222V223H70ZM72 222L73 223H77V225L75 224V225H73L72 224ZM121 224H120V223ZM131 222V223H130ZM137 222V223H136ZM177 222V224L176 225H178L179 227L178 228H175V223ZM181 222V223H180ZM183 222V223H182ZM202 222V223H203ZM209 222V223H208ZM2 223H3V225H2ZM69 223H70V225H72V227L69 225ZM113 223H115V224H113ZM119 224V225H117V227H118V229H117V227L115 228V226H116V224ZM161 223V224H160ZM184 223H185V225L187 226V229L185 228V230L186 231H184L183 229H184V227H185V225H184ZM246 223V224H245ZM254 222L251 220V224L253 225L252 227L250 226L251 224H248L251 228H249L250 230L254 227V224H253ZM15 224H17V223H13V225H14V228H15ZM18 224H20V222L18 223ZM25 224V223H24ZM24 224H20L21 226L22 225H24ZM31 224H29L28 226H30ZM49 224H51V226L49 225ZM122 224H124L123 225V227H122ZM157 224V225H156ZM180 224V225H179ZM184 225V227L182 228V227H180V226H183ZM44 225H46V226H44ZM47 225H49V226H47ZM86 227H85V226ZM173 225V226H172ZM21 226H19L20 228H21ZM40 226V227H41ZM68 226V227H67ZM128 226V227H127ZM166 226V227H165ZM174 227L177 231H175V229L173 228H169V227ZM192 226H194V227H192ZM25 227V229H29V228H27L26 227V225L25 226H23V228ZM39 227V230L41 229ZM56 227V228H55ZM70 227V228H69ZM128 228V229H126V228ZM163 227V228H162ZM167 227H168V230H167ZM190 227H192L193 228V232L191 231V229H190ZM200 227H202L201 229H202V231L204 232H202V231H199V230H201L200 229ZM256 227V226H255ZM16 228H17V230L19 229L17 226H16ZM15 228V229H16ZM22 228V229H23ZM59 228H61V230L59 229ZM62 228H64V230L62 229ZM119 228H121L120 229V232L118 231L119 230ZM206 228V229H205ZM0 229V230H1ZM22 229H19V230H21L20 232H21V235H23V237L20 235V232H18V234L20 235V237H19V235L17 234V231L15 232V234H17V243H18V245H16L17 247L19 246V247H21V248H18V249H16L17 247L15 246V240H14V242H13V244L12 245H10V246H13V247H9V246H7V247H9L8 249H13L14 248V250L16 249L17 251H13V250H6V251H8L9 253L10 252H12V253H10V255H12V257H14L15 258V256L19 253V252H21V253H19L17 256L18 257H22V256H25V257H27L28 259L29 258H31V259H29V260H27V258L26 259H24V257H23V261L25 262H23L24 264H27V263H29V264H31V262L32 261H34L32 258V254H31V252H29V249H30V251L32 250V248L34 247H31L30 248V246H32V245H30V240H29V242H28V240H25V241H27V242H23V243H19V242H22V238H24V237H26L27 236V234L28 233H26V232H22L23 230ZM57 229V230H56ZM92 229V231H90ZM117 229V230H116ZM125 229V230H124ZM158 229H161V232H156V231H160V230H158ZM162 229H163V231H162ZM167 231H166V230ZM180 229V231L181 232H183L184 231V233H178L179 230ZM199 229V230H198ZM18 230V231H19ZM59 230V231H58ZM154 230H155V232H154ZM174 230V231H173ZM195 230V231H194ZM4 231V230H3ZM40 231H42V230H40ZM83 231V232H82ZM88 231V234L87 235H90V236H86V232ZM90 231V232H89ZM172 231V232H171ZM196 231L197 232H199V233H201V234H197L196 233ZM64 232V233H65ZM165 232H166V234L168 235L169 233V235L168 236H165L166 234H165ZM168 232V233H167ZM191 232V233H190ZM205 232H206V234H205ZM1 233H3L2 231H1ZM0 233V234H1ZM26 233V235L24 236V234ZM80 233H81V235H80ZM85 233V234H84ZM90 233V234H89ZM155 233V234H154ZM189 233V234H188ZM263 233H264V231H263ZM93 234V235H92ZM161 235V236H156V235ZM162 234H164V236L162 235ZM2 235L3 234H1L0 235V238H2ZM52 235V234H51ZM188 235V238H190V240H191V242H190V240L186 237L185 238V236H187ZM195 237H194V236ZM29 236H30V234H28V236L26 237L27 239L29 238ZM91 236H93L92 238H91ZM194 238H196L197 236L199 237V236H202V237H199L200 239H202L203 238V241H206V239H204V237L203 236H205V238L207 237V239L209 240V238H210V242H208V241H206V242H203L202 240L200 241V239H194ZM263 236V235H262ZM22 237V238H21ZM61 237V238H60ZM66 237V238H65ZM78 237V236H77ZM86 237V238H85ZM159 237H162V239H163V237H165V239L164 240H162V239H160ZM166 237H168V239H166ZM209 237V238H208ZM213 237H215V239L213 238ZM19 238H21V240L19 241ZM25 238V239H26ZM79 238L80 237H78V240H79ZM85 238V239H84ZM94 238H95V241H94ZM185 238V239H184ZM37 239V238H36ZM51 239V238H50ZM74 239L76 240V243H75V241H74ZM97 239V240H96ZM183 239V240H182ZM188 239V240H187ZM213 239V241H211ZM263 239H264V237H263ZM59 240V241H58ZM69 240V239H68ZM186 240L187 241H189V242H186ZM194 240H195V242L198 244V242H202L204 245H202L201 243L199 244V245H201V248H200V246L199 245H195L194 243ZM216 240V241H215ZM2 241V240H1ZM58 241V242H57ZM97 241V242H96ZM198 241V242H197ZM218 241V242H217ZM264 241V240H263ZM61 242V243H60ZM80 242V241H79ZM99 243L100 245H98V246H96L97 244H95V247L94 248H96V249H100L101 248V250H103L104 248H106V247H104L105 245H107V246H111V245H113L114 247H115V245L116 246H118V247H115L116 248V250H114V249H112L113 247H107L108 248V250L109 249H111V251L108 253V250H105L104 249V251L102 252H96V254H92L93 255V257H95L94 259H92L93 257H92V255H90L89 253H86L85 251V248L84 247H86V249L88 248V250L92 247V246H94L93 245V243ZM186 242V243H185ZM211 242H215V244H213V243H211ZM24 243H29V248H27L26 246H28V245H26V246H24V247H22V246H20V245H23ZM44 243H45V241H44ZM55 243H57V244H55ZM59 243V244H58ZM76 245H75V244ZM82 243V244H83ZM192 243L194 244V247L192 246ZM205 243H207L206 245H205ZM32 244H33V242H32ZM63 245L62 246V248L64 249V251H65V249H67L65 252L63 251V249L62 248H60L61 247V245ZM67 244V245H68ZM78 244V245H77ZM109 244V245H108ZM0 245H1V242H0ZM53 245V246H52ZM59 247H58V246ZM71 245H73V246H71ZM125 245V247H123V248H125V249H123V248H121L122 246H124ZM190 245V246H189ZM212 245V246H211ZM4 246H6V245H1L0 246V249H1V247L3 248L2 250H3V252H2V250H1V253H2V255L4 254V249H5V247ZM36 246L37 245H35V248H36ZM56 246V247H55ZM77 246V247H76ZM78 246H82V248H84V254H83V249H81V251H82V253H81V251L80 250H78V253H74V252H72V251H75V252H77L76 250L77 249H79V247ZM211 246V247H210ZM16 247V248H15ZM26 247V248H25ZM76 247V248H75ZM98 247H100V248H98ZM264 247V245L262 246V247H260L259 249H264L263 248ZM33 249L32 251H34V250H37V251H35V253L36 254H38L39 253V251L40 250H42V252H43V249H39V251H38V249ZM58 248H60L62 251H59V249ZM69 248V249H68ZM72 248V249H71ZM74 248V249H73ZM106 248V249H107ZM218 249V251H217V249ZM221 248H223V244H222V247ZM25 249H28L27 251L25 250ZM76 249V250H75ZM96 249H95V251H96ZM123 250V251H125V252H123L122 250V252L123 253H121V256H120V253L118 252L119 250ZM213 249H215V250H213ZM70 250V251H69ZM262 250H260L259 252H260V254L262 255L263 253H264V250H263V253H262ZM19 251V252H18ZM46 251L47 250H45V253H46ZM52 251V252H51ZM106 251H107V253H106ZM120 251V252H121ZM214 251V252H213ZM215 251H216V253L218 252V254H216L215 253ZM7 252V253H8ZM17 254H16V253ZM41 252V253H42ZM61 252V253H60ZM72 252V253H71ZM79 252L81 253V255H82V257H84V258H86L87 256H88V254H89V256H88V258H86V259H89L86 263H85V259H83V261L81 262V256L79 255ZM88 252V251H87ZM90 252V251H89ZM117 252H118V255H115V254H117ZM213 252V253H212ZM0 253V254H1ZM22 253L23 254H25L26 253V255H22ZM41 253H39V256H42V255H40ZM44 253V254H45ZM62 253H65V254H67L68 253V255H64L63 254V256H62ZM70 253V254H69ZM86 253V254H85ZM125 253H126V255H125ZM14 254H15V256H14ZM29 254V255H28ZM31 254V255H30ZM35 254V256H34V259H35V257L37 256ZM48 254V253H47ZM46 254V255H47ZM57 254V255H56ZM73 254V255H72ZM77 254V255H76ZM127 254H128V256L129 257H126V259H125V256H127ZM200 254H203L202 256H200L199 257V255ZM4 255H7V254H4ZM3 255V256H4ZM28 255V256H27ZM61 255V256H60ZM72 255V256H71ZM74 255H76V257L74 256ZM84 255V256H83ZM124 255V256H123ZM172 255H176L177 257L176 258H173V257H170V256H172ZM212 255H213V257H212ZM264 255V254H263ZM39 256H37L38 257V259H39ZM48 256V255H47ZM46 256V257H47ZM65 256V257H64ZM74 256V257H73ZM79 258H78V257ZM106 256H108V255H106ZM7 257H9V255L7 256ZM11 257V256H10ZM54 257H55V260H54ZM64 257V260H62L61 258H63ZM68 257V259H67V262H65V258H67ZM72 257V258H71ZM202 257V258H201ZM260 257V262L261 261H263L264 260V257L261 259V257L262 256H259ZM14 258H13V260H14ZM45 259V257H42L41 258V260H44ZM119 258H120V260H119ZM121 258H123L122 260H121ZM166 258H171V260L170 261H172V262H166L167 260H169V259H166ZM17 259V258H16ZM15 259V260H16ZM20 259H22V258H20ZM37 259V260H38ZM61 259V260H60ZM78 259L80 260V263H79V261H78ZM116 259V260H115ZM166 261H165V260ZM200 259V260H199ZM202 259V260H201ZM215 260L213 263H212V261L213 260ZM19 260V259H18ZM29 261V262H26V261ZM31 260V261H30ZM35 261V262H37L38 264H41V263H39L38 261ZM46 260H48L47 261V263L49 262V259H45L42 263H44V262H46ZM77 260V261H76ZM96 260V261H95ZM98 260V261H97ZM106 260V259H105ZM105 260L104 261H102V262H105ZM118 260H119V262L121 261L122 263H119L118 262ZM174 260V261H173ZM212 260V261H211ZM219 260V259H218ZM17 261V260H16ZM22 261V260H21ZM63 261H64V263H63ZM90 261V262H89ZM107 261V263H108V260H106ZM114 263H113V262ZM126 263H125V262ZM165 261V262H164ZM20 262V261H19ZM59 262V263H58ZM76 262V263H75ZM47 263H45V264H47ZM50 263V262H49ZM48 263V264H49ZM71 263H68V264H71ZM106 263V262H105ZM104 263V264H105ZM177 263H175V264H177ZM206 263H204V264H206ZM263 263V262H262ZM261 263V264H262ZM109 264V263H108Z\"/></svg>", "mask_w": 264, "mask_h": 264}]
</instances>
